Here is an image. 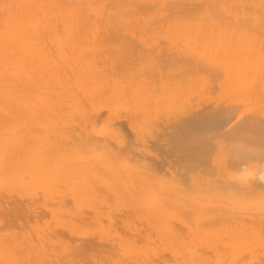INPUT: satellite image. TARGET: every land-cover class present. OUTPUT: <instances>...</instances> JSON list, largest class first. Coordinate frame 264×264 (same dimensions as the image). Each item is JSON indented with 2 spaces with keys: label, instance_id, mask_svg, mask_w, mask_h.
Instances as JSON below:
<instances>
[{
  "label": "bare ground",
  "instance_id": "bare-ground-1",
  "mask_svg": "<svg viewBox=\"0 0 264 264\" xmlns=\"http://www.w3.org/2000/svg\"><path fill=\"white\" fill-rule=\"evenodd\" d=\"M248 31L249 32L251 31L253 33L255 32L254 33L255 39H253L255 41L257 39L256 38L257 34L258 35L259 34L264 35V0H0V123L6 121L11 125L10 131L8 130L9 127H8V129L6 127V129H7L6 131L2 130V129H4V125L6 124V122L4 124L2 123L3 125L2 124L0 125V126H3V128L0 129V189H3L4 190L3 192H5V194L8 195V193H6L5 190H10L11 187L16 189L17 187L19 188V187L25 186L24 188L27 189L29 186V189H30V186H31L32 189H30V190L32 192H33V189H36V190H34V192L36 191L35 195L34 194L32 195V193H30V191H27V190L26 191L29 192V194H31L32 197L33 196L35 197L38 194L37 191H39L35 185L37 184V187H38L39 186L38 184H40L39 187H41L43 189L42 190L40 188L43 191L44 195L46 192H49V191L53 192L51 189L49 191H47V190L51 187L55 188L54 186L57 183L58 179L56 181V178H55V180H54L55 183H53L54 181L53 182L51 181V183L53 184L51 187L46 188V186L48 187L50 180H53L55 175L58 176V173L60 174V172L57 170V168H59V170L62 171L61 168H63V166L65 167L64 164L66 162L65 163L62 162L63 166L61 165L62 167L60 168V166H58V165L62 164L60 162L61 161L60 158H63V157H61V156H60V158L56 157V159H58V161H59V164H56L57 168H55L56 160L54 159V157L51 156L55 162L54 168L57 170V172H56V170L50 166V164L53 162V160L52 161H50V159L47 160L48 158H50V157H48L47 154L44 155L43 153H41L42 154L41 155L40 154L41 151L39 150L40 155L37 153L34 155V153L32 152V148H34L33 149L34 152H37L38 150L36 151V148L38 147L37 149H40L42 146H44L43 142H45L46 140L49 143L52 142L50 137L53 138V136H49V134L51 135L52 130L55 129V128L52 129L51 132L48 133V131H50V130H48L47 128H46L47 130L46 129L43 130L44 127H43V129H41L39 127L40 125H42V124H39L41 122L36 123L34 121H37V120L40 121L41 118H39L40 120L37 119L40 116L42 117V119L47 117L45 119V121L42 120V123L47 121L46 125L49 126L48 122L52 121L53 112H57V111L59 112L60 111V113L65 115L66 117H68V114L71 113V116H70L71 118L69 117L70 120L73 119L72 115L75 118L80 116V118L78 117V119H81L80 120L82 122V123L80 122L81 125L84 124V126L82 128H79L78 131L83 132L86 129H88V125H90L92 127V130H89V131H92L91 133H94V131H96V132L98 131L97 132L98 134L94 133L93 137H95V140H97V139L99 140V141H96V143L94 140V143H92V144H94V146H93L91 143H88L90 140L93 141L92 140V138H93L92 134H91V137H92L91 139L88 138L89 136H87V135H89V134H87L89 131L88 132L86 131L87 132L86 135L84 133V135L87 136L86 138L88 139V141H85L86 138L85 139L83 138L84 135L82 136L81 135L82 133L80 134L77 131L79 134L76 133V135L77 136L79 135V137L81 135V137L84 139V141H85L84 144L86 145L87 150L85 147H83L84 145L82 147L80 146L81 148H79V146L77 144L76 145L78 146V149H76L77 147H75L73 145L74 144V142H73L72 145H73V147H75V154L78 155L83 148H85L84 149L85 151L83 150L84 152L87 151V153H91V151H94L96 156L99 154L96 157L95 154L92 153V154H90L91 155V157H90L86 153L84 155L83 154L84 152L82 151L83 153L81 152L82 155L79 154L80 155L79 157H81V156L83 158L84 157H86V158L90 157L89 161H90L91 166H93V164L91 162H95L94 164L97 166L99 165V167L94 165L95 168L94 167H92V168H94L95 170H96V168H99L98 170L101 173H103V172L105 174L109 173L110 179H112L113 175H114V178L112 179L114 182H111L112 180L111 181L108 180V177H107L108 175H106V177H105L108 181L105 178L98 179V177L101 175V173L98 172V170H97L96 173L97 172L98 173L95 176L94 175V174H96L95 170L91 171V168H85V170H82V171L79 170L78 173L80 174V171L82 173H84L85 171H86V173L91 172L93 175L92 176L90 174L91 177L92 178L94 176L96 177V179H94L93 181H95V180H96V182H97V180L101 181L102 183L101 182H97V183L98 184L101 183L103 185L105 184L103 187L105 188L104 190H106V191H108L109 188H111L110 192L112 191V187H109L110 184H111V186L113 185L114 190H115V186H117V188H118V187H121V185H122L121 188L123 190H125V189H127L126 187L130 186L133 183V181H135V183H138L137 184L138 187L136 186V184H132L133 186L131 185V187H129L130 189H132L134 191L135 195L132 194L133 193L132 190L130 192L129 190L123 191V190H121V188H118L117 190L112 191L113 192L112 196L109 194V196H110L109 199H111L113 202H114V196H115V200L118 199L117 202H118L119 206L117 207L118 204L116 201H115V203H113L114 205H112V206H115V204H117L115 206V209H117V210L119 209V207L122 209L123 205H126L128 207L127 208L125 206L126 207L125 210L126 211L129 210V211L128 212L125 211L126 213H124L123 212L124 209H123L122 213H124V215L125 214L127 215V218L129 219L128 221H130V217L132 218L133 222L130 221L131 223L130 222L129 223L132 225L131 227H133L132 229H134V231H135V223H136V222L134 223V221H136V220H137L136 225L139 226L138 227L139 232H140V229H142L140 227H143V225H144V229H145V227L147 225L148 229L147 228L145 229L147 234L145 233L144 229L141 230L144 232H142L140 234L143 235L145 233L148 239L147 240H146V238L143 239V237H146V236H144L145 234L143 236L141 235L143 241H142V239L138 240L139 238H136V240H138V242L140 241L139 243H141V241L144 242V245H143V243L140 245L145 246L147 244L146 246H148L150 248V245H148V243L150 242L149 239H151L150 237H152V236H150V237H148V236L153 235V233H156L158 230V233H159V234L157 233L158 236L161 234L160 232H163V231L165 232V234L166 233L170 234V236L166 234L167 236L164 235V237H163V235H162L160 237L161 238L167 237L166 239H168V237H169V239L170 238L173 239V240H171V239L167 240L166 242H168V243L170 242L169 244H171V245H169V246L175 247L174 246L175 244L173 243L174 244L173 245L171 243V241L175 242V240H174L176 238L175 235L181 236L182 234H181V232H179V233L174 232V235H173L171 232L172 231L171 226H173V225L171 223H170L171 224L170 225L168 223V221H170V219H171L172 223L175 220L177 222H180V223L175 222L177 225L174 223L176 226H173V227H175V228L176 227L182 228V226L186 225V227H188L192 230L191 226L189 225V224H191V221H190V223L188 221V220H191V218L193 219L192 221H194V223L197 220H198V222H201L202 219L206 218L209 221V225L206 226V224H204L205 225L204 226L201 224V226H203L204 229L200 226L202 228V230H201V228H199V230H198L197 227L199 226L198 225L199 223L197 222L196 223L197 225L195 224V226H197V227H194L193 226L194 223H192L191 225H192V227H194L193 230L194 229L196 230L195 233L197 231L199 232L201 230V233H200L201 236H203V237L208 236V238L210 236L212 238V240L214 239L215 245H217V243L219 246H220V244L222 245L221 248H223V243H224V242H221L222 238L223 239L225 238L224 240H227V241L232 239V238H234L236 241L239 240V244H241V246L238 247V250H240L242 245L245 244L246 247H248V249L247 248L245 249V245H244V247H242L244 249H241V251H240V252H242L244 250L245 251V252L243 251L244 253H246V251L248 252V250L252 251L254 249L253 247H255L254 245H256L257 243L263 245L264 244V124H262V123H264V49H263L264 47L261 50L258 48L257 45H260L261 43L260 44L258 43L257 45L251 44L252 46L250 47V44L248 42H246L247 40L244 42L245 46H242L241 43H233L232 44L234 39H236L238 36L239 37L241 36V38H243V36H245L246 38L250 37V40H251L253 35L251 34V32H250V34H247L246 32H248ZM256 32H258V33L256 34ZM260 35H259V37L258 36L257 37L261 40ZM234 36H235V38L232 40L231 44L226 42L228 37H230L229 39L231 40V37H234ZM247 36H249V37H247ZM262 37H264V36H262ZM215 38H218V39L219 38H223V39L225 38L224 39L225 41L224 40L223 41L227 43V46L224 45L225 43L222 44L223 41L217 42V39L215 40ZM236 40H238V39H236ZM244 40H245V38H244ZM250 40H249V42H250ZM215 41H216V43H215ZM239 41H240V39H239ZM258 41L259 40H257L256 42H258ZM261 41H263V40H261ZM165 42H166V44L168 43L169 45L174 47V49H176V48L177 49L173 52L171 50L172 49L171 48L170 49L171 51L169 50V52H166L163 49L164 47H162L163 43H165ZM228 42H229V40H228ZM247 43L249 46L246 45ZM161 44H162V46H161ZM179 44L182 46H186L185 48L188 47L187 49H189V48L193 49L194 46H196V48L199 47V51H198V49H197V51H195L196 50L195 49L193 51L188 50L187 54H185L183 52L181 53L180 51L182 50V48L180 51H178V49H179L178 46L180 47ZM158 45H160V46H158ZM198 45H200V46H198ZM263 45H264V42H263ZM167 46H165V47L166 48L170 47V46H168V47ZM254 46H257V48L256 47L255 48L259 49V50L253 49ZM135 47H137V48H141V47L143 48L144 47L143 49L146 48V50L148 49L149 51L148 50L146 51L143 49H139V50L135 51ZM154 47H156V48L162 47L161 50H159V48H157L159 52L157 50H155L157 52V55H156V53L153 55L151 54L154 51ZM131 48H133V49H131ZM200 48H202V49H200ZM187 49H185V50H187ZM163 50L165 52H163ZM154 55H156V56H154ZM101 60H102L103 66L100 65V63H99V61L101 62ZM103 60H104V62H103ZM195 61H198V64H201V66H203L204 69L201 68L202 69L201 70L200 66H199V69H197L196 68L197 65L195 66V63H194ZM199 61H200V63H199ZM215 62H218V63L219 62H226L227 64L230 63L229 65L231 66V64H232V67L234 65H236V67L238 66V69L237 68L234 69L235 68V66H234L233 67L234 70H233V69H230L231 68L230 66H229L230 67L229 68L227 66V64L224 63V64H226V67L230 69L229 72H228V70H226L225 72H222L225 75L224 76L225 84L230 85V87L228 86L229 89L227 87H225V88H227L226 92L228 91V94H229V92H231V93L232 92L233 93L234 92L243 93L245 95V98H244L245 100L242 99L243 103H240V104L245 105V107H247L248 110L244 109V107H243L242 108L243 110H239V112H238L237 107H239L240 104L239 105H237L235 103L233 104V102H232L233 99L231 100V98H229V100L232 103L230 101H228L230 103L227 102L224 106H221V103H220V105H219V103H217V105L215 104L214 106L213 105L209 106V104L206 103L205 101H204L205 104H208V106H205V104L202 103L203 101H201V100L204 99L202 97H204V95L206 94V91L208 92V89L210 91H211V89L214 90V88L217 87V86L215 87V85L213 84V80H212L213 76L212 77L210 76L211 74H209L210 73L209 69L207 72V69H206L207 67H204V64L206 66V65H208V63H210V65L212 64L213 66H215V64H213ZM220 64H223V63H219L218 65L220 66ZM222 66H224V65H222ZM210 68H211V66H210ZM222 69H223V67H222ZM219 71H220V69H219ZM227 72H228V74H227ZM212 73H214V72H212ZM219 75L220 74H218V76ZM210 77H211V79H210ZM208 80H209V82L207 83ZM211 81H212V83H211ZM205 83H206V90H205V88H203ZM210 84L214 85V87L211 86ZM221 84L219 83L218 86L220 87ZM207 85H210V86H207ZM207 87H210V88H207ZM220 91L222 93V90H220ZM211 92H210V95H213ZM208 95L209 94H207L206 96L211 100L212 96L209 97L210 95L209 96ZM219 95H221V94L219 93ZM219 95H217V96H219ZM224 95L227 96L226 93ZM213 96H215V95H213ZM208 98H207V100H208ZM213 98H215V97H213ZM236 99H238V98H236ZM240 99L241 98H239V100ZM213 101H215V100H213ZM222 101H224V100L222 99ZM197 102H198L199 107H197V105L194 106L195 104H197ZM200 102H201V104H200ZM208 102H209V100H208ZM239 102H241V101H239ZM192 104L195 107V109H194V107L192 108ZM202 104L204 107L200 106ZM89 107H91L90 109H91L92 113L88 114V111H90V110L87 111V109H89ZM186 107H189V109H186L187 111L188 110L190 111L191 110L190 108H192V110L190 112H188L187 114H186L187 111L184 110ZM120 110L124 111L126 114H124ZM181 110L183 113L186 114L185 115L182 113L184 115L183 116L184 120H182V121L183 122L189 121V125H190V121L192 123L195 119H198L196 121L214 120L216 122L215 124H219V126L221 128L220 129V135L218 134V137H220V136L223 137V136H227V135L234 137L235 135H237V133L235 132L236 130L234 131V129L241 127L240 130L242 133L239 131L241 133L239 136V139L236 138V139H238V142H239L238 145L241 148V151H239L238 153L241 155H238L237 152L235 154L231 155L232 154L231 150L233 149L234 145L231 144L229 141H232L233 139L235 140V138L231 137V139H230V137H229L230 140L229 139L227 140V138H225V137L223 139L220 137L222 140H225V141L227 140L225 143L220 142L223 144L222 145L219 143V141H221V139L219 140L217 138V136L216 137L213 136V137L217 138L218 141L215 140V138L210 139L207 136L211 141V142L208 141V144L213 143L215 145V141H217L216 142L217 144L215 145V147L218 146L217 149H220V151L217 152L218 155L222 154L220 152L226 153L228 151V149L230 150V147H232V149L230 151H228V155H231L233 157L230 159V156H229V161L227 159H224L225 162H222V163H224L223 168H221L222 167L221 161H223V158L220 156V158L222 160L218 161L219 160L218 155H217L218 158H215L214 156H212L213 159L215 158V161L218 159L217 161L220 162V166H219V163L218 162L217 163H218L219 168H221V170L218 169V167L213 168L212 166H217V165H211L210 162L209 163H210V166L212 168H210V166H208V168L210 169L209 171L207 169V166H206V168H204L205 170L207 169L206 171L204 169L200 170V167L196 165L197 162H195V160H197V159H195L194 160L195 166H193V167H196V166H197V168L199 167L200 171L198 170L199 171L198 172L197 168L194 169L193 167H191L192 162L189 164L190 158H187V159H189V161L187 160L188 163L187 162L186 163H187V165L188 164L189 165L186 167L188 168L190 166L191 168L194 169V171L193 170H191V171L186 170V172H183V171H179L176 169L173 171L171 166L168 165L170 167V169L168 167V173H170V174L166 175L169 177L172 174L171 179H176L177 176L179 175V172H180V174L183 172V174H181L182 176H187V175H189L190 172H193V174L195 172L198 173V174L195 173V175L191 174L190 176L186 177L187 179L190 177L189 182H187V185L184 184L183 181L181 182L180 180H177V181H180L177 184L176 180H175L174 183L177 184V186H176L175 184L172 183L173 180H172V182L170 180L168 183L163 182V184H161V185H164L165 192L163 191L164 187H162L160 185H159V187L157 186L158 188L154 187L155 190H152L153 187H150V186H152V185L156 186V185H158L157 183H159L160 181H163V180L166 181L165 179L169 180L170 177L166 178L165 174H164L166 172L163 171V168H162V172H163L162 173L161 171H159L160 168L159 169L156 168L157 166L155 167V165L151 161L149 162V163H151V166H149L150 164L144 162L145 160H143L142 156H144L145 157L144 159H146V155L148 157L149 155H153V154H151V153L145 154L144 153L145 147L147 146L150 148V146H149V143L147 140V136H144V134L141 132H143V129L145 127L151 126L150 128L152 129L151 130L152 132L148 131L150 128H146L145 129L146 135H149V134L151 135L154 132L155 134H153V136L155 135V139H156L157 133H159L160 135L162 133L161 136L162 137L164 136L163 139H164V141L166 140L165 143L163 140H162L163 143H162V141L160 143L157 142L160 139V135H158L159 138L156 141L152 135H151V137L149 136V141L151 142V144L156 143L155 145H157V143L160 145L162 144L163 148L165 147L166 149H168L166 144L169 145V148L174 146L173 144L170 146L171 143L167 142V140L170 139L168 141H172L174 138L176 139L175 135H178V137H179L180 136L179 134H181L183 137L182 139L186 138L187 136L193 137L194 135H192V132H191V135H185L184 134L186 132L185 129H187V127H185V129H184V125L182 126L183 123H180L181 118L179 119V117H177V115L182 117ZM117 111H118V113L122 112L123 116L120 113L118 114ZM184 111H186V112H184ZM51 112H52V114H51ZM64 112L65 113L67 112L68 114L67 113L65 114ZM178 112L181 115H179ZM61 114H59V116L62 117ZM75 115H78V116L76 117ZM124 115H126V117H124ZM56 116H57V114H56ZM26 117H28V122H27V120L25 121ZM35 117H37L36 120H33ZM49 117H51V119ZM121 117H124L123 118L124 120H122ZM21 118H22V120H21L22 122L19 120ZM30 118H31V120H30ZM58 118H57V121L58 120L60 121L61 119L60 118L58 119ZM13 119L16 120V121H13V123L16 122V123H14L15 125L11 124ZM48 119H50V120L48 121ZM9 120H11V122ZM17 120L20 121L18 124H17ZM29 120H30V122H29ZM64 120H66V118ZM76 120L77 119H75V122H76ZM23 121H24V123L26 122L29 127L33 126L34 123H35L34 125L39 124L37 127H39L41 129V131L40 130L38 131L37 127H35V126L33 127L34 129L33 128L30 129L27 126L30 129V131L27 130L28 128L26 127V125L23 124ZM72 121H74V120H72ZM54 122H56V121H54ZM77 122H78V120H77ZM98 122L101 123V125H99V126H101L100 129H98V127H97ZM205 122H207V121H205ZM31 123H33V124L30 126L29 124H31ZM186 123L188 124V122H186ZM194 123H195V121L192 123V125H190V126H192V128H194L196 124L200 125L202 122L201 123L198 122L196 124H194ZM208 123H209V121H208ZM9 124H8V126H9ZM60 124H61V121H60ZM72 124H74V122ZM78 124H79V122H78ZM179 124H181L180 129H181V127H183V130H185V132L179 133L180 132ZM193 124H194V127H193ZM203 124L204 123H202V125ZM205 124H207V123H205ZM81 125H80V127H81ZM113 125H114V127H113ZM254 125H258V127L256 126L257 127L256 128ZM5 126H7V125H5ZM16 126L19 127V129L25 130V131L21 132L19 129H17L18 131H20V133H19L17 130H15L16 128L11 129V127L13 128ZM57 126H58V124H57ZM57 126H56V128H57ZM61 126H63V125H61ZM67 126H69V125H67ZM78 126L77 127L75 126V127L78 129ZM122 126H127L128 129H126L127 127L124 128ZM84 127H86L85 130H84ZM202 127H204V126H202ZM202 127H200V128L202 129ZM209 127H210V125H209ZM252 127H254V128H252ZM122 128H124V129H122ZM197 128H198V126H196V130H197ZM215 128H217V130L216 129L215 130H216V132H218L219 127H215ZM250 128L254 131L253 133H255V130H256V131H259L263 135L248 133V132H251ZM89 129H91V128L89 127ZM203 129L205 131V128H203ZM71 130H73V129H71ZM123 130H125V131H123ZM126 130L130 131L129 135L132 134L136 138V141L133 139L135 141V143L132 140L129 143H133V144H128V139H127L128 137L126 136L127 134L124 135ZM190 130H191V128H190ZM206 130H209V129L207 128ZM211 130L213 131L212 128H211ZM15 131H17L18 133ZM191 131H194V130H191ZM197 131L199 132V130H197ZM204 131H203V133H204ZM57 132L59 133L58 130H57ZM147 132H149V133H147ZM189 132H188V134H190ZM194 132H196V131H194ZM210 132H209V134L212 133V132L211 133ZM58 133H56V134H58ZM200 133H202V132H200ZM200 133H198V134H200ZM234 133H236V134H234ZM62 134H65V133L63 132ZM193 134H195V133H193ZM198 134H196L195 136H198ZM66 135L68 136V134H66ZM66 135H64V136H66ZM212 135H214V134H212ZM60 136H62V135H60ZM125 136L127 137V138H125L127 141L124 139ZM171 136H173L172 140H171V138H172ZM112 137H114V138H112ZM205 137H204V141H205ZM235 137H237V136H235ZM55 138H54V140H55ZM58 138H60V137H58ZM80 138H79V141H80ZM115 138L117 139V141L121 140L122 143L119 141V143H120L119 144L117 141H115L116 140ZM65 139H67V138H65ZM76 139H78V138H76ZM83 139H82V141H83ZM110 139L114 140V142L112 141L111 144H113V143L115 144V142H117L116 146H117V144H119L117 146V149H115L116 148L115 145H114L115 148L114 147L110 148V144H109L111 142ZM102 140H104V141H102ZM187 140H189V139H187ZM213 140H215V141H213ZM199 141H192V142L195 144L196 142L199 143ZM97 142H99V144H100V145L98 144L99 147L97 146ZM124 142L127 144H125ZM174 142H177V141H174ZM238 142H236V144ZM204 143L206 144V142H204ZM204 143H201V144L199 143V144L202 145ZM34 144H36V147L31 146ZM82 144L83 143H81V145ZM180 144L178 147H180ZM182 144H183V142H182ZM190 144L192 145V143H190ZM190 144H189V146H190ZM208 144H206V146H208V148H206L204 146V148H206V150H207V151H205L207 154H208V152H212L210 150H213L211 145L209 146ZM225 144H227V145L225 146ZM160 145H157V147ZM63 146L69 147V148L71 147V146H68L67 144L66 145L64 144ZM152 146H154V144H152ZM175 146H174V149H175ZM185 146H186V144H185ZM197 146H198V144H197ZM221 146H223L225 148L228 147L227 151H225V148L222 151ZM93 147L96 148V150ZM187 147H188V145H187ZM209 147H211V148H209ZM215 147H214V149H216ZM55 148H57V147H55ZM100 148H101V150H100ZM149 148H147V149L149 150ZM154 148H155V146L153 147V149ZM159 148H160V150L163 149L162 147H159ZM186 148H185V150H183V149L182 150L186 151ZM200 148L203 149V146H201ZM47 149H48V147H47ZM47 149H45V150H47ZM53 149H54V147H53ZM60 149L61 148L59 147V151H60ZM63 149H64V147L61 149V152L64 151ZM97 149H98V151H97ZM166 149H165V151H166ZM196 149L197 148L195 147V150ZM51 150H52V147H51ZM76 150L78 152L79 151L80 152L77 153ZM155 150L156 149H154V150L150 149L149 151L153 152ZM172 150H173V147H172ZM175 150H177V149H175ZM182 150H181V152H183ZM189 150H190V148H189ZM235 150L237 151V149H235ZM49 151H50V149H49ZM59 151H57V152L60 155H63V152L61 154ZM67 151H65V152H67ZM88 151H90V152H88ZM178 151L180 152V150H178ZM202 151H200L198 155H200V153H201V155H202L201 157H205L206 154H204L205 152L202 153ZM216 151L217 150L213 151V153H215ZM42 152H43V150H42ZM55 152H56V150H55ZM130 152L137 153L138 154L137 156L140 155V159L142 158V160L138 161V159H137L138 157L137 156L135 157V154H132V156L134 155V159H136V160H134L132 157H128L131 155V154H129ZM169 152H171V151H168L167 153H169ZM189 152H188V154H189ZM229 152H230V154H229ZM146 153H148V152H146ZM51 154H52V152H51ZM71 154H73V153H71ZM100 154H102V155H100ZM143 154H145V155H143ZM165 154H166V152H165ZM36 155H39V156L37 157ZM208 155H209V157H206V158H211L210 153ZM208 155H206V156H208ZM212 155H214V154H212ZM223 155H226V156H224V158H228L227 154L223 153L222 156ZM35 156L37 157L36 159H35ZM45 156L48 158H46ZM65 156H67V155H65ZM99 156H100V158H99ZM102 156H103V158H102ZM155 156H157V153H155ZM177 156H178V154H177ZM58 157H59V155H58ZM67 157H69V156H67ZM93 157H95V158H93ZM162 157H164V156H162ZM166 157H168V156H166ZM191 157L196 158L195 155H192ZM201 157H199V158H201ZM41 158L43 159V161L41 160ZM81 158H79V159H81ZM97 158L100 159V160H98L99 162L96 161ZM157 158H159V157H157ZM160 158L158 159V161H160ZM169 158H171V157H169ZM192 158H191V161H192ZM91 159H94V160L91 161ZM213 159L211 158V160H213ZM40 160L42 162H44V164L45 163L48 164V162H50V164L49 165H46V164L44 165L43 163L40 164L41 163V162L39 163ZM64 160H65V157H64ZM151 160L154 161L153 158ZM201 160H200V162H201ZM58 161H57V163H58ZM85 161H87V160H85ZM155 161H157V160H155ZM162 161H163V159H162ZM162 161H160V162L162 163ZM166 161H164V162H166ZM174 161H175V159H174ZM174 161H172V163H174ZM209 161H210V159H209ZM215 161H212L213 164ZM202 162H204V161H202ZM79 163H77V164H79ZM166 163L168 164L169 161H167ZM172 163H169V164H172ZM80 164H82V163H80ZM80 164L78 166H82ZM215 164H216V162H215ZM152 165H154L155 168L152 167ZM178 165L173 164V167H176ZM69 166H71V165H69ZM78 166L77 165L75 167L72 166V167H70L71 168L70 170L77 173L78 168H79ZM164 166L166 167V165H164ZM76 167H78L77 170H76ZM184 167H185V165L182 166V168H184ZM51 168H53V170H51ZM72 168H74V169H72ZM215 168L218 171L220 170L218 174L216 172V175L213 174V173H215V170H216ZM64 169H65V171L63 170L64 172H66L68 170L67 167ZM83 169H84V167H83ZM178 169H180V168H178ZM185 169H182V170H185ZM189 169L190 168H188V170ZM222 169H223V172H221ZM51 171H54V173L53 172L49 173ZM201 171L203 172V176H204L205 172H207L206 174H208V172H210V173L212 172L211 173L212 175L210 173L208 174L211 177L210 176L207 177L208 175L206 176V178H208V179H206L208 183L207 182L206 183H207V185H209V187H207L208 188L207 194H206V192L204 193V190L206 189L207 185L205 184L204 190L201 189V186H200V185H203L205 183V182H203L201 175H200V178H198L199 173L202 174ZM55 172L57 174H55ZM125 172L128 174H126ZM141 172H142V174H144L146 176V177L144 176L145 178L143 176L141 177V175H142ZM147 172L149 173L148 175H150L152 173L150 176L152 178L154 177L153 179H151V177L149 176V178H150L149 180H151L150 182L149 181L147 182V180H146V179H148V175H146ZM160 172L162 174H160ZM61 173H63V172H61ZM121 173L125 174L124 175L125 178L122 177L123 174H122V176L120 175ZM136 173H137V175H136ZM185 173H187V174H185ZM43 174H44V176H43ZM52 174L54 176H52ZM81 174L79 176H81V179L86 184H84L82 181V184H80V185H82L83 188L87 186L86 190L88 188L90 190L91 187L93 188V185H92L93 183L91 182L92 180H89L91 178H88L90 176L88 175L86 178L83 177V178H85V180H84L82 178V176H86V175H83V174L81 175ZM39 175L43 176V179ZM45 175H46V177H45ZM111 175H112V177H111ZM59 176L62 177L61 174ZM59 176H58V178H59ZM137 176H138V179L136 178ZM36 177H38V178L41 177V178L39 180L38 178L36 179ZM49 177L50 178L53 177V179H50ZM132 177H134V178H132ZM46 178L49 182L46 180ZM87 178H88V180H87ZM130 178L132 180L135 178L136 179L132 181V180H130ZM157 178H159V179L164 178V179L157 181ZM182 178H184V177H182ZM182 178H180V179L183 180ZM117 179H119V180H117ZM197 179H200V180H197ZM34 180H39V182L38 183L34 182L36 184L32 186V184H34V183H32ZM43 180L45 182H43ZM116 180L119 181V183H121V184H119V186H118V182H116L117 184H115ZM123 180H125V181H123ZM136 180H138V181L141 180V181L136 182ZM145 180L147 182L146 183L147 185L145 184ZM152 180L157 181V183L153 182ZM70 181H73V180L69 179V182L66 181V182H68V186H70L69 185ZM86 181L88 182V184H89V182H91L89 184V186H88ZM109 181H110V183H108L109 186L107 189V185H108L107 182H109ZM126 181L128 183L130 182L131 184L127 183V186H125ZM197 181H200L203 183L199 184L200 182H197ZM73 182H75V181H73ZM77 182L80 183L81 181L77 180ZM41 183L42 184L46 183L45 184L46 186L44 185L42 187ZM97 183L94 184V186H99ZM113 183L115 184V186ZM122 183L124 184L125 187L123 186ZM141 183L143 185L145 184V186L149 185V187L145 188V187H143V185ZM170 183L173 184L172 186L175 185L177 191L175 190V187H172L170 185ZM179 183H180L181 187L179 186ZM101 184H100V186L102 188ZM165 184L170 185L171 186V187L169 186L170 189L169 188L166 189L167 185L165 186ZM198 184L200 187H198ZM75 185L78 186V184H75ZM75 185H74V187H77ZM80 185L78 186V189H79V187L81 188ZM140 185H142L141 188H139ZM135 186L138 189L134 188ZM18 188H17V191H18ZM24 188L21 190V192H17V194L18 193L23 194L22 191L25 190ZM71 188L72 187H70V189ZM83 188H81L82 191H86V190H83ZM171 188H173L174 191ZM95 189H96V187H95ZM95 189L93 188V190L91 189L90 191L91 192L93 191V193L97 194L99 197L97 195L91 194V192H89L88 190L87 191L90 194H86V193L85 194L87 196L89 195L90 198L93 196H97L98 198L95 197L94 199H96V203L99 202L97 200L100 199V202L98 204H100V203L101 204L100 205L95 204L96 206H98L95 208L94 206H92L93 204L89 205V203H88L90 201V199H89V201L87 202L89 205V209H91V207L93 209V207H94V209L97 210V208H99L100 206H106L107 205L106 207H108L109 205L112 204V201H111V204H109L110 202H108L109 200H107L106 198L105 199L107 201L104 203L105 199L102 196L100 197V194H99L102 192L101 189L99 187H98V189H100V191L98 189L97 190H95ZM135 189H137V190H135ZM141 189H143L145 192H143V190H141ZM156 189H157V191L159 189L158 194L156 192ZM102 190H103V188H102ZM118 190L119 191L121 190V192H119L120 194H118V192H116ZM160 190H162V191H160ZM12 191H13V189H12ZM12 191L11 192L7 191V192L12 193ZM15 191H13V192H15ZM19 191H20V189H19ZM26 191H25V193H27ZM42 191H40V192L42 193ZM76 191H77V189H76ZM79 191H81V190L79 189ZM95 191H97V192L99 191V192L97 193ZM136 191H137V193H136ZM138 191L143 193L142 198L141 197L138 198L141 194ZM179 191L183 194L180 193V195H179ZM55 192H56V190H55ZM67 192L68 193L70 192V194L72 193L70 190ZM103 192H105V191H103ZM201 192H203L204 194L201 195L200 194ZM56 193H59V192H56ZM74 193L75 192H73V194H72L73 196L70 195L68 197L69 198L71 197L75 200L77 199L79 202L76 203V201H77L76 200L74 204H77L75 206H78L81 198L78 199L77 197H79V196L78 195L76 196V193L74 196ZM108 193H109V191H108ZM108 193L107 192L105 193L107 198H108V196H107ZM114 193L115 194L117 193L116 194L117 197H116V195H114ZM0 194H2V190H1ZM14 194L12 193V195H14ZM59 194H61V192ZM59 194H57V195H59ZM78 194L81 195L82 200H83L84 196H82L83 195L82 192H79ZM102 194L104 196V193H102ZM127 194H130V195H127ZM86 195H85V197H86L85 200L87 201ZM123 195L126 198H127V196L129 198L126 199L125 197H123ZM144 195L146 196L145 197L146 199L144 198ZM37 196H39V194ZM53 196H54V194H53ZM53 196L51 195L50 198L56 197V196L55 197H53ZM11 197H12L13 201H11L12 199L7 200V201H5L6 199L4 200V202L6 204L5 205L6 209L7 208L9 209V214L13 215V217H15V218H18L20 213L25 214L26 211H28L27 213H29V215H33L32 217H34V215H35L36 218H33V219H38L39 216H36V215H38V212L36 214V212H35L36 210L33 211L34 209H31L32 207H30V205L33 202L31 204H29V201L32 198L29 201L25 202V205L28 202L27 205L29 204V209L32 210V211H30L27 207H25V205H23L24 201L21 203L20 197H16V198H19V202H17L18 201L17 199H16V201H14L15 198H13V196H11ZM11 197H9V199ZM29 197H30V195L28 196V198ZM44 197L45 198L43 201L46 202V199H47L46 197H48V195L44 196ZM112 197H113V199H112ZM182 197H183L184 201H183V203L181 202V204H180ZM0 198H3V197L0 196ZM38 198L40 199V196ZM130 198L131 199L133 198L132 199L133 201L129 200ZM179 198H180V200H179ZM192 198H193V202L192 201H190V202H192L193 205L190 202H188V200H191ZM23 199H26V198H23ZM26 200H28V199H26ZM57 200H58V198H57ZM57 200H55V201H57ZM82 200H81V203H83ZM92 200H93V198H92ZM138 200H140V201H138ZM10 201L12 202V204L10 203L11 205L9 204ZM43 201H40V202H43ZM59 201L61 203V200H59ZM101 201H103V202H101ZM120 201H122L121 203H124V204H122V206L120 205L121 203H119ZM142 201H143V203L145 201L148 203L142 204ZM0 202H2V204L4 203L2 201V199L0 200ZM35 202L38 204V200L34 201V203ZM51 202H53V201L51 200ZM140 202H141L142 206H141V204L140 205L137 204ZM17 203L18 204L20 203V206H18ZM13 204H14V206H13ZM21 204H22V206H21ZM131 204L132 205L134 204L133 206L138 205V208L140 206L141 210L144 207L146 209H147V207H149L150 210H149V208L147 210L144 208L142 210L143 211V213H142L143 215H142L141 210L139 208L138 212L140 211V214H141L140 215V214H137V212L135 213V211H137V210L133 206H129ZM145 204L147 205V207ZM0 205H1V203H0ZM15 205H17V207ZM39 205L40 204H38V207H39ZM73 206L74 205H72V208H73ZM112 206L110 209L107 208V211H110V210L112 211V209H114V208H112ZM49 207H50V205H49ZM49 207L47 206V208H49ZM80 207L82 208V206H80ZM33 208H35V207H33ZM61 208H62V206H61ZM81 208H77V209L81 210ZM56 209L58 210L57 207H56ZM86 209H88V207ZM86 209H84V212ZM99 209L101 211L100 213H102L103 211L101 210V207ZM102 209H104V207H102ZM121 209H119V211ZM39 210H41V209H39ZM53 210L49 209L48 211H50L52 213ZM144 210H146V212H147V213L145 212L146 214L144 213ZM153 210L155 213L153 212ZM58 211H56V213ZM65 211H66V207H65ZM88 211H90V210H88ZM105 211H106V209H105ZM33 212H35V213H33ZM50 212H48V213L50 214ZM68 212H69V210H67L66 216H67ZM95 212H97V211H95ZM113 212H112V214H113ZM129 212H131V213L133 212L135 215H132V216H134V217L130 216L131 213H129ZM151 212H152V214H154L153 216H151L152 217L151 221L152 220L154 221V219L156 218L155 219L156 221H157V219H158V221L160 219V222H162L163 224L157 223L158 221L157 222L156 221H154V222L148 221V219L150 218ZM93 213H94V211H93ZM93 213L88 212V214H93ZM100 213H98V215ZM105 213H107V215ZM105 213H104L105 216L102 215L103 213L100 214L99 217L97 216V213L95 215L94 214L93 215H94V217L97 218V220L99 218H105V217H106L105 219L112 220V218L110 217L111 212H110V215H109V212H105ZM115 213H116V210H115ZM119 213H121V211ZM188 213H190V215H189L190 219L186 218L188 216ZM6 214H8V213L6 212ZM49 214H47V215L49 216ZM71 214H73V211ZM75 214L78 216H81V214L79 215L77 212ZM25 215L28 216L26 218H29L28 214H25ZM44 215H45V213H44ZM76 215H75V218H76ZM114 215L116 216V214H114ZM114 215H111V216L114 217ZM119 215L120 214H118V216ZM126 215L124 216L125 220H124V218L120 219L122 215L119 216L120 218L119 217L117 218V223H118L117 226H115L116 221H114V223H112L113 221H111V224H114V226L111 229H113V228L115 229L116 227L121 226V225H119V222H118L120 220L122 222H124L123 224L127 223L128 221L126 220L127 219ZM144 215L147 217H145ZM177 215H179V216L177 217ZM183 215H185V216L187 215V216L185 217ZM191 215L193 217H191ZM50 216H52V214H50ZM56 216H58V215L56 214ZM140 216H143L142 218H144V217L145 218L141 219ZM173 216H175V217L173 218ZM81 217H84V216H81ZM179 217H185V218H179ZM26 218H23V217H21V219H20V217L18 218V219H20L19 220L20 221V225H19L20 227L23 226L25 223H28V222L24 221V220H26ZM39 218H41V217H39ZM85 218H87V217L85 216L84 219ZM96 218H93L94 222H95ZM115 218H114V220H115ZM134 218H136V220ZM165 218H167L168 220ZM13 219H11V220H13ZM45 219H47V218L45 217ZM87 219H86V222H87ZM105 219H104V221H107ZM138 219H141V222H143V221L145 222V220H147L146 221L147 224L145 225V223L143 222L144 224L142 223V226H140L141 224L140 225L138 224V222H139ZM164 219L167 220V223L170 226L163 222ZM14 220H13V222L16 221V220L15 221ZM40 220H34V224L36 221L39 222ZM51 220H52V218L48 219L49 222ZM90 220H92V218ZM93 220H92V222H93ZM100 220L102 221V219H100ZM41 221H43V220H41ZM44 221H46V220H44ZM52 221H51V223H52ZM59 221H60V219H59ZM68 221L70 222L69 217H68ZM75 221H76V219L73 221L74 222L73 225L76 224ZM101 221H99L98 223L100 224ZM53 222L55 223L56 226H59L58 227L59 229H61V230H59L60 234H58L60 238L61 237L65 238V237H69L72 235L71 233L68 232L69 230L73 231L72 230L73 228L71 229V227H70L71 225L69 226V222H68V225H67V223L65 224V222H62L64 224H61V222H60V224H56V222H57L56 217H55V221H53ZM155 222L157 223V230L154 231L153 229L156 227H151V226H153V223H155ZM6 223H9L7 221V219H6ZM6 223H4L5 224L4 226H6ZM51 223H50V226H51ZM84 223H85V220H84ZM96 223H97V221L95 222V224ZM102 223H103V221H102ZM129 223L126 224L127 227H126V225H124V226L126 227V229L129 228L130 231H129V229H128V231L131 232L132 229H131ZM9 224L11 225L12 221ZM31 224L33 225V223H31ZM37 224H40V222ZM46 224H47L46 222H45V224L43 223L42 225H44V226H41V228L44 227V229H46V227H45ZM71 224H72V221H71ZM99 224H97L96 227H98ZM123 224H122V226H123ZM150 224H151V226L149 227ZM159 224H161V226L164 230L160 229L161 227H159ZM178 224H181V225L178 226ZM182 224H185V225H182ZM40 225H39V227H40ZM55 225L52 224L53 227H56ZM62 225H64V226L67 225V226H69L70 229L67 230L66 229L67 226H66L65 229L62 230L63 229ZM91 225L93 226V223ZM91 225L87 224V226H91ZM163 225H166V227L165 226L163 227ZM29 226L31 227L30 224H29ZM50 226H48V227L51 228ZM60 226H61V228H60ZM101 226H99L98 230L100 229ZM105 226L103 224L102 227H105ZM0 227L3 228V226H1V225H0ZM7 227L10 228L11 226H7ZM39 227H38V229H39ZM53 227L51 230L57 229V227L55 229H53ZM73 227L75 229L76 226H73ZM85 227H86V225H85ZM102 227L100 229L101 231H99V232H100V235H102L103 237L105 236L103 240H107V241L110 240L111 241L112 236L110 238H108L109 236L106 237L107 236L106 234L108 231H109V233L112 232V230L109 228L110 226L107 224V227L111 231L108 230V228H106L108 231L106 229H104L105 231H103V232H106V233H104L105 235H103ZM123 227H121L122 228L121 232H123V230H124ZM169 227H170V230H169ZM206 227H207V229H206ZM28 228L29 227L27 225V229ZM34 228H36V227L34 226ZM94 228H95V226H94ZM118 228H120V227H118ZM14 229H12V231H11L13 234H14V232L17 231L16 230L13 232ZM17 229H18V227H17ZM33 229H30V230H33ZM36 229H34V230H36ZM44 229H41V231H39V233L36 232L37 233V234L35 233L36 236L39 235L38 237L40 238V234H41V236L42 235L44 236V233H45L44 237L47 238L46 234H47V236L51 235V234L49 235L48 233L44 232L45 231ZM78 229H79V227H78ZM116 229L114 230L115 231L114 234L117 235L116 233L118 232V233H120L119 236H121V232H119V230L116 231ZM176 229H178V228H176ZM185 229H187V228H184V231H191L190 229H188V230H185ZM30 230H27V231L30 232ZM34 230L32 231V233L30 232V234L32 235V238L34 235ZM57 230H55L54 232L52 231L53 234H55ZM65 230H67V233H65L66 232ZM76 230H77V228H76ZM98 230H97V232H98ZM147 230H150L152 233L148 234ZM177 231H179V230H177ZM180 231H183V229H181ZM50 232L51 231L49 230V233ZM61 232L67 234V236H65V234H62ZM75 232H73V235H72L73 238H75L77 236V234H75ZM78 232H76V233H78ZM87 232H89L88 229H87ZM87 232H84V233H87ZM94 232L96 234V231H94ZM191 232H194V231H191ZM20 233H22V232L20 231ZM27 233H25V234H27ZM131 233H133V231ZM135 233L136 232H134V234H128V235H132V236L134 235L135 236ZM183 233H185V234H184V237L181 236L182 240L185 238L184 240L187 239L188 240L187 243H190V244H191V242L194 243L193 239L195 237H198L195 239H198V241L197 240L196 241L197 242L200 241V243H202L201 244L202 246H203L204 242H205L204 245H206V243L209 239L211 241V238L208 239L207 237H205V239H202L203 237H200V235L197 236V233L196 234L194 233L193 237L188 235L189 232H183ZM1 234L2 233H0V235ZM16 234H15V236H16ZM18 234H19V231H18ZM30 234H29V236H30ZM138 234L139 233L137 232L136 235H138ZM162 234H164V233H162ZM6 235L8 236V234H5V237H7ZM79 235H78V237H79ZM82 235L85 236V234H81L80 236H82ZM88 235L89 234L87 233L86 236H88ZM111 235H113V234H111ZM115 235H113V236H115ZM154 235H153V237L155 239L152 238L151 240L153 241V239H154L155 242L156 241L158 242V239H157L158 236L155 237ZM185 235H188L189 238H186ZM9 236H11V235H9ZM141 236L138 235L136 237H141ZM172 236H173V238H172ZM0 237L3 238L4 234H3V236L1 235ZM12 237H14V236H12ZM22 237H23L22 238V240H23L24 236H22ZM53 237H55V235L52 236V239L54 242ZM59 237H58V239H59ZM129 237L131 238V236H129ZM181 237H180V241H181ZM199 237L202 240H200ZM2 238H1L2 241L0 243V264H49V262H51V261L55 262L56 259H58L57 261L65 262L62 264H67V263H69L70 260L75 259L78 256L77 255L76 257H74L76 254L72 253L71 256L74 255L73 256L74 258L70 257L69 260L67 259L68 262L64 261V259H63V258H65V260H66V258L69 257L66 255V252L70 251V249H71V252H74V253H76V251H77V249L73 250V249H75V247H73L74 242L72 241L73 240L72 238H68L69 239L68 242H71V243L73 242V243L72 244L68 243L67 246L70 244V246L73 245V246H71L73 248H71L69 246L66 247L65 244H63L61 246V244L58 245L59 242L58 243L55 242L58 247L59 246H61L63 248L66 247L65 249L67 251L64 249L66 251L65 252L61 248L62 249L61 253L64 252L65 254L63 253L64 254L63 256L66 255L67 257L66 256L61 257L60 255L58 256L61 259H63L62 261L60 258H58V257L56 258V255L54 257L55 260H53L54 258L52 259V255L50 256L51 257L50 258L43 251V249H48V248L50 249L51 248L50 246L53 244L51 241L52 239H49L52 243L51 244L50 242H48V239L44 238L45 240H47L46 243L48 244V245L45 244L46 248H44V244H42L44 241L42 237H41V239L43 241H41V242H39L40 239L38 240L36 238V241L38 240L36 242V241H33L34 238L33 239L30 238V239H32L31 242H35L32 244H35V245L31 246L30 239H29L30 247L29 246L24 247L22 245L23 241L21 240V237H20V240H21L20 245H22L23 247L18 245L16 242L13 241L14 244L18 245L17 247L15 246L16 247V250H15L14 246H12V247H11V245L7 246L10 243H8V244L3 243V240H5V239L4 238L2 239ZM14 238H16V237H14ZM25 238H27V236ZM48 238H51V237H48ZM62 238L60 239V241L66 240V238L64 240H62ZM114 238L116 239L117 237H112V240ZM130 238L128 240V241H130V243L128 241H126V239H124L126 242H128V245L133 244L131 246V248H128L127 252L133 251V252H131V254L135 256V255H137L135 253V250H136L135 247H137V246H134V244L136 242H135V240H133L134 238L132 239L133 241L130 240ZM177 238H179V237L177 236ZM177 238H176V242H178V240H179V239L177 240ZM215 238L217 240V243H216ZM218 238L219 239L221 238V240L219 241L220 243L218 242ZM17 239H18V236H17ZM17 239H16V241H18ZM56 239H57V237L55 238V240ZM76 239H78V238L76 237ZM87 239H88V241H83L84 244L82 243L83 244L82 246L80 245V243L82 242V239L80 240V238H79V242H78L81 247L84 246V249H86V245H88V242L92 241V243L89 242L90 243L88 246L89 248L87 247L88 253H86V254H93L92 251L89 253L90 245H91L92 250L93 249L95 250V248H93V247H97L95 250V253H96L99 249L98 248L99 246H102V247H100V249L103 248L105 250L106 245L104 246V244L108 245L110 243V241H108L109 243L108 242L105 243V241H103L104 243H102V237H101L100 243H98L99 242L98 238H97L98 242L96 240H93V239H91V240L89 238H87ZM8 240H10V239L7 237V240H5V242ZM26 240H28V239H26ZM124 240L122 239L120 241V238H119V242L123 241L122 246H125V248H126V246H128V245H123L126 243V242L124 243ZM203 240H204V242H201ZM24 241H25V239H24ZM75 241H77V240H75ZM131 241H132V243H131ZM147 241H148V243H145ZM161 241H162V243H161ZM161 241H159L160 247L162 244L164 245L163 241H165V240H161ZM189 241H191V242H189ZM252 241H255L256 243H254V245L253 244L250 245V242H252ZM9 242H11V241H9ZM94 242H96V243H94ZM112 242H114V241H112ZM112 242H111V244H112ZM155 242H153L152 244L155 246L156 245L158 246L159 244L158 243L155 244ZM214 242L213 241L211 242V246L213 245ZM247 242H249L248 245H247ZM18 243H19V241H18ZM55 243L53 244L52 248L56 247ZM78 243L76 242L77 246H78ZM85 243H86V245H85ZM115 243L118 244V240L115 241ZM168 243L165 245L168 246ZM229 243L230 242H227V244L225 243L226 244L225 247L226 246L228 247ZM234 243L231 245L229 244V247L231 246L230 247L231 249H234L233 248V247H235V246H233ZM111 244H109V245H110L111 250H112L113 247L111 246ZM116 244H115V247H116ZM196 244H198V243H195V245ZM199 244H198V246H199ZM208 244L206 246H208L207 248H210L211 246H209ZM54 245H55V247H54ZM109 245L107 247H109ZM191 245L185 244V246H191ZM235 245H237V243ZM249 245L251 248H253L252 250H250L251 248L249 249ZM119 246H120V248H118ZM119 246L117 248L121 249L122 246L121 245H119ZM155 246L151 247V248L154 249ZM166 246L165 247L163 246L164 247L163 249L166 250L168 248V247L166 248ZM237 246L235 248H237ZM58 247H56L55 249L59 250V249H57ZM81 247H78V248H81ZM133 247L135 249H132ZM212 247L214 249L216 248V247H214V245ZM212 247H211V249H212ZM67 248H70V249L68 250ZM170 248H171L172 252L174 251V253H175V250H173L174 248H172V247H170ZM195 248H196V246H195ZM260 248H262V247H260ZM61 249L59 251H61ZM100 249L98 251L99 254H93L94 257L96 255H98L97 257H99L101 255L100 251H104L103 249L102 250H100ZM141 249L142 248H137V250H140L142 252ZM188 249H189V247H188ZM81 250H83V249H81ZM116 250L117 249H114L113 251L116 252ZM122 250L123 249H121L120 251H122ZM146 250H149V249L147 248ZM155 250H156V248H155ZM160 250L163 251V253H164V250H162V247L160 248ZM169 250L167 249L166 252ZM217 250H218V248H217ZM225 250H226V248H225ZM260 250L261 251L259 252V249H258L259 253H261L264 249L263 250L260 249ZM55 251H54V253H52L53 255L56 254ZM124 251H126V249L123 250V252ZM140 251H139V253L141 254ZM153 251H151V252H153ZM193 251H194V249H193ZM195 251H196V249H195ZM229 251H230V249H229ZM233 251L235 253L237 252V254L239 253V256L241 257V259L242 258L244 259V257H242V255H240L241 253L239 251H237V249L236 250L234 249ZM46 252H47V250H46ZM50 252H53V251L51 250ZM77 252H79V251H77ZM118 252H116L115 253L116 255H114V257L116 259L121 258L122 255H124V254L126 255V253H127V252H124V253L119 252L120 253L119 255L122 254L120 257L119 255H117ZM209 252H208V254H209ZM252 252H253L252 255H254L256 257L250 256L251 258H249V259H251V260H248L249 262L246 261V256H245L244 260L243 259L241 260L240 257L237 260V261L241 260V263H239L240 261L239 262L235 261V263H234V260H236L238 258L237 257L238 255L237 254L234 255V253H233V255H234L233 257L230 255L229 256L234 260L230 259V260H228V263L229 264H236V262H237L239 264H242L243 262H245L243 264H248V263L252 264L255 261L254 263L257 264L260 261V257L262 255H259L258 252H257L258 254L256 253V255H255L256 251H254V250ZM67 253H69V252H67ZM155 253H156V251H155ZM216 253L217 252L215 251L214 254L216 255ZM219 253H221V252H219ZM223 253H224V251H223ZM47 254L49 255L51 253L47 252ZM84 254H85V251H84ZM84 254L82 252V255H84ZM140 254H138V255H140ZM221 254H220V258H221V256H223ZM227 254H228V252H226V254H225L226 256L222 257L223 260L219 259V261H217L218 256H219L218 253H217V260L216 259L214 260V258H212V257H210V258H212L216 262L215 264H217V262L220 263V262L226 260L227 258L225 259L224 257H228ZM108 255H110V254H108ZM125 255H124V257L128 256V254H127V256H125ZM129 255H130V253H129ZM138 255H137V257L141 258V255L140 256H138ZM144 255H145V252H144ZM144 255L142 253V256H144ZM149 255H150V252H149ZM161 255H163V254H161ZM247 255H250V253ZM79 256H80V254H79ZM85 256L86 255H84V257ZM93 256L90 255V257H93ZM150 256L149 257L144 256L142 258H144V260L146 259L147 262L151 261V263L152 262L154 263V261L150 260ZM172 256H173V254H172ZM172 256L170 258H172ZM175 256H176V258L180 257L177 255H175ZM203 256L205 257L204 254H203ZM203 256L200 255V257L204 258ZM111 257H108V260L112 259L111 261H105L106 263L108 262L107 264H110L109 262L115 263L117 261L116 259L113 261L114 257L113 258H111ZM137 257H134V260L132 259L130 261H133L134 264L141 263V261H139L137 263L135 262ZM161 257H158V258L160 259ZM198 257H199V255H198ZM81 258H82V256L79 257L78 259L81 260ZM96 258H93V259H95V261H93V259H92V262L93 263L95 262V264L97 263ZM128 258H126L125 260H127ZM182 258L183 257H181L180 263H179L180 260H178L179 258L175 259L176 262L175 261L172 262L169 260V263L172 262L173 264H181V263L184 264L183 260H185V262L187 261V263H188V261L191 259L190 261L193 264L192 259L194 260L197 257L196 258L195 257L189 258L188 260L184 259L186 257H184L183 259ZM205 258H206V261L210 260L209 263H211L212 259H210V258L208 259L207 257H205ZM252 258H253V260H252ZM78 259L73 260L72 264H76V262L79 264H85L86 257H85V262H83V260H82V262H80ZM97 259H99V258H97ZM165 259L163 261L161 259V261L164 262ZM247 259H248V257H247ZM76 260H78L79 262ZM123 260H124V258H123ZM140 260H142V259H140ZM146 260H145V262H146ZM148 260H150V261H148ZM263 260H264V257H263ZM57 261L55 263L60 264ZM74 261H76V262L74 263ZM90 261L91 260L86 262V264H89ZM103 261L102 260L99 261L98 264L103 263ZM130 261L128 259L129 263H126V261H124V262H125V264H130ZM196 261H198V259ZM196 261L194 262V264H196ZM199 261H198V264H202V263H199ZM54 262H53V264H55ZM70 262H72V261H70ZM92 262H90V264ZM119 262H120V264H124V263H121V261H119ZM119 262H116V263L119 264ZM142 262H144V261H142ZM145 262H144V264H148ZM151 263H149V264H151ZM169 263H168V261L164 262V264H169ZM212 263H214V262H212ZM225 263L227 264V262L224 261L223 264H225ZM263 263H264V261H263ZM50 264H52V262ZM69 264H71V263H69ZM103 264H105V263H103ZM131 264H132V262H131ZM155 264H158V262Z\"/></svg>",
  "mask_w": 264,
  "mask_h": 264
},
{
  "label": "rangeland",
  "instance_id": "rangeland-1",
  "mask_svg": "<svg viewBox=\"0 0 264 264\" xmlns=\"http://www.w3.org/2000/svg\"><path fill=\"white\" fill-rule=\"evenodd\" d=\"M250 32H251V31H250ZM250 32L248 31V32H246V33H247V34H250ZM237 33H238V32H237ZM254 33H255V32H254ZM254 33L251 32V34L253 35V37L251 36V37H252V39H251L252 41L250 40V37H249V36H247V37H249V38H246L245 36H243V38H241V36H240V37H239V36H238V37L236 36V37H237L236 39H238V40L234 39V38H235V36H234V37H231V40L229 39L230 37H228V39L226 38V39H227L226 42L231 44L232 40L234 39V41L232 42V44H233V43H241L242 46H245L244 42L247 40L246 42H248V43L250 44V47L252 46L251 44H256V45H257L258 43H259V44L261 43V44H262V45L260 44L261 46H260V45H257L258 48L261 50V49L264 47V45H263L264 37H262V36H264V35H263V34H261V35L259 34L261 40H263V41H261V40L258 38V37H259V35L257 34L258 32H256V34H257V35H256V38H257L256 41L259 40L258 42H256L255 40H253V39H255V35H254ZM260 33H261V32H260ZM257 36H258V37H257ZM244 38H245V40H244ZM262 38H263V39H262ZM216 39H217V42H222L225 38H224V39H223V38H219V39H218V38H215V40H216ZM239 39H240V41H239ZM248 39L250 40V42H249ZM220 40H221V41H220ZM228 40H229V42H228ZM243 40H244V41H243ZM224 41H225V40H224ZM224 41L222 42V44L225 43L224 45L227 46V43L224 42ZM242 41H243V42H242ZM255 42H256V43H255ZM215 43H216V41H215ZM248 43H247L246 45H248ZM164 44H165V45H164ZM243 44H244V45H243ZM167 45L170 46V47H168ZM179 45H180V44H179ZM158 46H160V45H158ZM161 46H162V44H161ZM165 46H167L169 49L166 48ZM181 46H182V45H180V47L178 46V48H179L178 51H180L181 48H182V50L180 51L181 53L183 52V53L187 54V53H188V50H192V51H193V50H195V49H196L195 51H197V49H198V51H199V47L196 48V46H194L193 49H190V48L187 49L188 47L185 48L186 46H182V47H181ZM198 46H200V45H198ZM226 46H225V47H226ZM248 46H249V45H248ZM257 46H254L253 49H255V50H259V49H256ZM162 47H164L163 49H164L166 52H169V50H170L171 48H172L171 50H172L173 52L177 49V48L174 49V47H172V46L169 45L168 43L166 44V42L163 43V46H162ZM162 47H161V48H160V47H157V48H159V50H161ZM255 47H256V48H255ZM260 47H261V48H260ZM133 48H134V47H133ZM133 48H131V49H133ZM143 48H144V47H143ZM143 48H142V47H141V48H137V47H135V51H136V50H139V49H143ZM157 48L154 47V51L151 53L152 55L155 54V53H156V55H157V52L155 51V50L158 51ZM129 49H130V48H129ZM152 49H153V48H152ZM173 49H174V50H173ZM185 49H187V50H185ZM200 49H202V48H200ZM263 49H264V48H263ZM124 50H125V49H124ZM143 50H146V48L143 49ZM143 50H142V51H143ZM147 50H148V49H147ZM147 50H146V51H147ZM150 50H151V49H150ZM164 50H163V52H165ZM171 50H170V51H171ZM140 51H141V50H140ZM148 51H149V50H148ZM185 51H186V52H185ZM195 51H194V52H195ZM116 52H117V51H116ZM158 52H159V51H158ZM190 52H191V51H190ZM149 53H150V52H149ZM156 55H154V56H156ZM109 61H110V60H109ZM103 62H104V60H103ZM196 62H197V63H196ZM99 63H100V65L103 66L102 60H101V62L99 61ZM194 63H195V66L197 65V67H196L197 69H199V66H200V69L203 68V66H201V64H198V61H195ZM199 63H200V61H199ZM219 63H223V64H220V66H219V65H218ZM219 63H218V62L213 63V64H215V66H213L212 64L210 65V63H208V65H206V66H205V64H204V67H207V68H206V69H207V72H208V69H209V72H210L209 74H211L210 76H211V77L213 76V77H212V78H213V79H212V80H213V84L215 85V87H216V86H217V87L214 88V90L211 89V91L213 90L212 92H211L209 89H208V92L206 91V94L204 95V97H202V98L205 99V100H204V99L201 100V101H203L202 103L205 104V102H206V103L209 104V106H211V105L214 106L215 104L217 105V103H219V105H220V103H221V106H224L228 101H230L229 98H231V100H232V99L234 100V101L232 100L233 104L235 103V104L239 105L240 103H243V100H245V99H244V98H245V95H244L243 93H240V92H234V93H233V92H232V93H233V94H232L231 92H229V94H228V91L226 92L228 86L230 87V85H226V84H225V81H224V79H225L224 76H225V75L222 73V72H225L226 70H228V72H229L230 69H233L234 66H235L234 69H236V68L238 69V66L236 67V65H234V66L232 67V64H231V66H230V65H229L230 63L227 64L226 62H219ZM224 63H226L227 66H228V67L230 66L231 68H230V67H229L230 69L227 68V67H226V64H224ZM189 64H190V63H189ZM108 65H109V64H108ZM209 65L211 66V68H210ZM217 65H218V66H217ZM222 65H224V66H222ZM109 66H110V65H109ZM208 66H209V67H208ZM219 67H220V68H219ZM222 67H223V69H222ZM225 67H226V68H225ZM203 69H204V68H203ZM219 69H220V71H219ZM221 69H222V70H221ZM234 69H233V70H234ZM201 70H202V69H201ZM211 71L214 72V73H212ZM228 72H227V74H228ZM218 74H220V75L218 76ZM225 74H226V73H225ZM214 76H215V77H214ZM216 76H217L218 78H217ZM211 77H210V79H211ZM220 78H221V79H220ZM210 79H209V80H210ZM215 79H216V80H215ZM217 79H218V80H217ZM219 79H220L221 81H220ZM209 80L207 81V83L209 82ZM214 81H215V82H214ZM218 81H219V82H218ZM222 81H223V82H222ZM211 83H212V81H211ZM219 83H220V84L222 83L221 86H220L221 88L218 86ZM223 84H224V85H223ZM210 85H211V84H210ZM210 85H207V86H210ZM214 85H211V86L214 87ZM204 86H205V87H204ZM204 86H203V88H205V90H206V83H205ZM225 87H227V88H225ZM207 88H210V87H207ZM211 88H212V87H211ZM219 88H220V89H219ZM223 88H224V89H223ZM215 89H216L217 91H216ZM228 89H229V88H228ZM220 90H222V93H221ZM209 91H210L213 95H215V96L210 95V92H209ZM214 91H215V92H214ZM224 91H225V92H224ZM213 92H214V93H213ZM219 93H220L221 95H219ZM223 93H224V94L226 93L227 96H225ZM230 93H231L232 95H231ZM207 94L210 95V96L208 95L209 97L212 96V97H211V100H212V101L206 96ZM239 94H240L241 96H240ZM217 95H219V96H217ZM222 95H223V96H222ZM230 95H231V96H230ZM236 95H237V96H236ZM220 96H221L222 98H221ZM232 96H233V97H232ZM205 97H206V98H205ZM213 97H215V98H213ZM207 98H208L209 102H208ZM217 98H218V99L220 98V99L218 100ZM234 98H235V99H234ZM236 98H238V99H236ZM239 98H241V99L239 100ZM222 99H223L224 101H222ZM242 99H243V100H242ZM213 100H215V101H213ZM226 100H227V101H226ZM237 100H238V101H237ZM204 101H205V102H204ZM219 101H220V102H219ZM235 101H236V102H235ZM239 101H241V102H239ZM210 102H211L212 104H211ZM224 102H225V103H224ZM230 102H231V101H230ZM230 102H228V103H230ZM232 102H231V103H232ZM200 104H201V102H200ZM203 104L200 105V106H203ZM208 104H205V106H208ZM196 105H197V107H199L198 102H197V104H195L194 106H196ZM227 105H228V104H227ZM241 105H242V104H240V106L237 107V108H238V112H239V110H243V109H242L243 107H244V109L248 110L247 107H245V105H242V106H241ZM194 106H193V104H192V108H193ZM203 107H204V106H203ZM203 107H202V108H203ZM240 107H241V108H240ZM90 108H91V107H89V109H87V111H88V110L91 111ZM192 108H190V109L192 110ZM181 109H182V108H181ZM186 109H189V107H186L184 110H186ZM194 109H195V107H194ZM191 110H190V111H191ZM90 111H88V114H89V113H92V111H91V112H90ZM120 111H122V110H120ZM186 111H187V110H186ZM186 111H184V112H186ZM190 111L188 110V111L186 112V114H187L188 112H190ZM57 112H58V111H57ZM57 112H53V114H52V112H51V114L53 115V117L51 116V117H52V121H51V122L49 121V120L51 119V117H49L50 119H48V121L50 122V123L48 122V124H49L50 127H49L48 125H46V124H47V121H46V122H43L44 124L42 123V120L45 121V119H46L47 117H45V118H43V119H42L41 116L38 117V118L35 117L34 119L32 118L33 120H36V118H37V119L41 118V120L39 119L40 121L37 120V121H34V122H36V123L41 122V123H39V124H42V125H40L39 127H40L41 129H43V127H44L43 130H45V129L47 128L48 130H50V131H48V133L51 132V130L55 128L54 130H52V133H53V134H52V133H51V135L49 134V136H53V138L50 137V139L52 140V142L49 143V142L46 140V141H45L46 143L43 142V145H44V146H42V145L40 144V145L42 146V147H41L42 149H41V148H40V149H37V148H38V147H37V148H36V151H37V150H38V151H37V152H34V150H33L34 148H32V152H33L34 155H35L36 153L39 154V152L41 151L40 154H41V153H43L44 155L47 154L48 157H50V158H48V157H46V156H45V157L48 158L47 160L50 159V161H52V160H53L52 157H54V159L56 160V163L54 162V160H53V162H52L53 164H52V163L50 164V162H48V164L45 163L46 165H49V164H50V166L53 167V168H54V163H55V165H56V164H59V161H58V159H56V157H57V158H60V156L63 157V158H60V160H61L60 162H61V163H62V162L65 163V162H66V163L64 164L65 167L63 166V163L58 165V166H60V168L63 166V168H61L62 171H60L59 168H57V165L55 166V168H57V170L60 172V174H61L62 177L59 176V175H60L59 173H58L59 178H58L57 175L54 176L53 174H52V176H54V179H53V177H52V178L49 177L50 179H53V180H50V183H51V181L53 182V181L55 180V178H56V181H57V179H58L57 183H56L55 186H54L55 188L51 187V186L53 185L52 183H51V184L49 183L50 186L47 184L48 187L45 185L46 183H45V184H42V183H41V184H42V185H41L42 187H43L44 185L46 186V188L51 187V188H49L47 191H49L50 189L53 191V192H51V191L46 192L45 195H44V193H43V191H42L43 189H42L41 187H39L40 184H38L39 186L37 187V184L34 183V182H37V183H38L41 177H42V179H43V176H44L45 173L43 172V173H44L43 176L39 175V176H41V177H39V178L36 177V179L38 178L39 180H34V181L32 182V183H34V184H32V186L36 184L35 186H36V188L39 190V191H37V193L39 194L40 199L42 198L41 200L38 198L39 196H37V195H38L37 193H36V194H37V195H36L37 197H36V196H35V197H34V196L32 197L31 194H29V192H27V191H30V193H32V195H33V194L35 195V192H36V191L34 192V190H36V189H33V192H32V191L30 190V189H32L31 186H30V189H29V186H28L27 189L24 188L25 186H24V187H19V188L17 187V188H18V191H17V188L15 189V188L11 187L10 190H5L6 193H8L9 196L6 195L5 192H3V191H4L3 189H0V192H1V190H2V194H0V196H2V197L4 198V199H3V198H0V200L2 199L3 202H4L5 199H6L5 201H7V200H11V199H12L11 196H13V198H15L14 201H16V199H17V200H18L17 202H19V198H16V197H20V198H21V199H20L21 203L24 201V202H23V205H25V202H26V201H29V200L32 198V199L29 201V204H31V203L33 202V203L31 204L32 206L30 205V207H32L31 209H34L33 211L36 210V211H35L36 214H37V212H38V215H36V216L41 217V218L38 217V219H33V218H36L35 215H34V217H32L33 215H29V213H27L28 211H26L25 214H28V215H29V218H26V217H28L27 215H25V214H23V213H20V214H21V215L19 214L20 219H21V217L26 218V220H24V219H23V220H24L25 222H28V223H25V222H24L25 224H24L23 226L20 227V226H19V225H20V221H19L20 219H18L19 217H18V218H15V217H13V215L9 214V209H8V208H7L8 210L6 209V206H5L6 204H5V202H4L3 204H2V202H0V203H1V205H0V225L3 226V228L0 227V229H1V230H0L1 232H0V233H2V234H1L2 236H3V234H4V237H3V238H4L5 240H7V237L10 239V240L6 241L7 243L5 242V240H3V243H5V244L10 243V244H8L7 246H9V245H11V247L14 246V249H15V250H16V247H17L18 245L21 244L20 241H21L22 238H23L22 236H24V239H25V241H24V239L22 240V241H23V242H22V245H23L24 247H25V246H27V247L29 246V247H30V243H31V246L35 245V244H32V243H35V242H31V241H32L33 238L35 239V240L33 239V241H36V238L39 236V235L36 236V234L39 233V231H41V229H44V227L41 228V226H44V225H42V224H43V223L45 224V222H46V223H47V224H46L47 226L45 225L46 229H44L45 231H44V230H43V231L46 232V233H48L49 235H50V234H51L52 236L55 235V237H53V238H54V242H53V239H52V236H51V235H50V236H47V234H46V237H47V238H45V237H44V236H45V233H44V236H43V235L41 236V234H40V238L38 237L37 239H38V240L40 239L39 242H41V241L44 240L43 243H42V244H44V248H46V247H45V244L48 245V244L46 243L47 240H45V239H48V242H50V243H51V241H52L53 244H54L55 242H56V243L59 242L58 245L61 244V246H62L63 244H65L66 247H68V246L71 247V246H73V245L70 246V244H69V245L67 246V244H68V243H71V242H68V241H69L68 238H72L73 240H72V239H71V240L74 242V243L72 242V243L74 244L73 247H75V249H73V250H76V249H77V251H79V252H77V251H76V253L71 252V249H70V248H67L68 250L70 249V251H67V250L65 249L66 247H65V248H63V247H61V246L58 247V246L56 245V243H55L56 247H58L57 249L60 250V249L62 248L63 251L66 250L67 252H69V253H67V252L65 251V252H66V255L69 256V257H67V256L65 255L67 258H66V260H65V258H63L64 261H67V262H68V260L70 259V257H71V258H74V257H76L77 255L79 256V254H80L79 257L82 256L81 260L78 259V258H79L78 256H77V258H75V259H78L80 262H82V260H83V262H85V257H86V262H88L89 260H91L90 262H92V259H93V258H96V257L98 256V255H96V256L94 257L93 254H99L98 251H99L100 247H102V246H99V247H98L99 249H98V251H97L98 253H97V252L95 253V250H96L97 247H93V248H95V250H94V249L92 250L91 245H90V251H89V253L92 251L93 254H86V253H88V252H87V251H88V250H87V247L89 246L90 243H92V241H91V242L89 241L90 243L88 242V245H86L87 242L85 243V245H86V249H84V246L81 247V246L84 244L83 241H88L87 238H89L90 240L93 239V240H96V241L98 242V239H99V242H98V243H100L101 237H102V243H104L103 241H105V243H107L108 241H110V240H108V241H107V240H103L105 236L103 237L102 235H100V232H99V231H101V230H100L101 227L103 226V224H104V226L106 225L105 227H102V232L105 231L104 229L108 228V227H107V224L110 226L109 228L111 229V228L114 226V224H111V221H113L112 223H114V221H116L115 226H117V225H118V223H117V218H118L120 215H122L121 218H120V217H119V218H120V219H123V218H124V220H125V217H124V216H125L126 214L124 215V213L128 212L129 210L126 211L125 208H126L127 206H126V205H123V206H122V204H124V203H121L122 201H120L119 203H121L120 205L122 206V209H121L120 207H119V209H121V210H120L121 213H122V210L124 209V210H123L124 213H122V214L119 213V212H120L119 209H118V210L115 209V206L118 204V202H117L118 199L115 200V196H114V202H113L111 199H109V197H110L109 194H110L111 196H112V194H113L112 191H115V190H117L118 188H121V187H122V185H121V187H118V188H117V186H115V184H117L116 182H118V186H119V184H121V183H119V181H117V180H119V179H117V180L115 181V184L113 183L114 186H115V190H114L113 185L111 186V184H110V186H109V184H108V183H110V181L114 178V175H113V178L110 179V178H109L110 174H109L108 172H107L108 174H105L104 172L101 173V172L98 170L99 168H96V170H95V169H94V168H95V167H94V165H95L94 163H95V162H91V163L93 164V166H91L90 161H89V158L91 157L90 154H92V153L95 154V152H94V151H91V153H87V151L84 152V151H85L84 149L86 148V145H85L84 143H85V141H88V139H87L86 137L89 136L88 138L91 139V138L94 136V135H93L94 133L98 134V133H97L98 131H97V132L94 131V133H91L92 131H89V130H92V127H91L90 125H88V129H86V130H85L86 127H84V130H85V131H83V132L78 131L79 128H82V127L84 126V124L81 125V123H82V122L80 121L81 119H78V117L80 118V116L75 115L76 117L78 116L77 118H75V117L72 115V118H73V119L70 120V118H71V117H70V116H71V113L68 114V113L66 112V113L68 114V117H66L65 115L61 114L60 111H59L58 113H57ZM122 112H123L124 114H126L124 111H122ZM122 112H119V113L122 114V116H123V113H122ZM179 112H180V111H179ZM179 112H178V113H179ZM64 113H65V112H64ZM66 113H65V114H66ZM117 113H118V111H117ZM119 113H118V114H119ZM182 113H183V112H182V110H181V114H182ZM56 114H57V116L61 119V120H60V121H61V124H60V121H59V120L57 121V118H58V117L56 116ZM59 114H61L62 117L59 116ZM72 114H73V113H72ZM181 114L179 113V115H181ZM183 114H185V113H183ZM183 114H182V117H180V116H178V115H177V117H179V119L181 118V122H180V123H183L182 126L184 125V129H185V127H187V129H185L187 133L185 132V130H183V127H181V129H180V125H181V124H179V129H180V132H179V133H183V132H185V133H184L185 135H191V132H192V135H194V136H193V137H191V136H190V137L187 136L186 138L182 139V138H183L182 135L178 133L180 136L178 137V135H175V136H176V139L174 138L175 140L173 139V136H171L172 138H171V137H170V138H171V140H172V139H173V140H172V141H168V140H170V139H168L167 142L171 143L170 146H171L172 144H173L174 146L176 145V146H175V149H177V150L174 149V146H172V147H173V150H172V147L169 148V145L166 144L167 147H168V149H166V148L164 147V148L166 149V151H165V149L163 148V145H162V144L160 145V144L157 143V145H160V146L157 147V145H155L156 143H152V144H154V146H155L154 149H156V150L153 151V152H152V151L150 152V151H149L150 149H151V150H154V149H153L154 146H152L151 142L149 141V136L151 137V135L153 136V134H155V133L153 132V134H151V135H150V134H149V135H146V133H145L146 130H145V129H146V128H150L151 126H150V127H149V126H148V127H145V128L143 129V132H141V133L144 134V136H147V140H148V143H149V146H150V148L146 146L147 148H149V150L145 147V150H146V151L144 150V153H145V154H150V153L153 154V155H149L148 157H147V155H146V159H144L145 157L142 156V157H143V160H145L144 162L150 164L149 166H151V163H149V162L151 161V162L155 165V167L157 166L156 168H158V169L160 168L159 171L162 172V168H163V171L166 172V173H164L166 178H169V177H170L169 180H168V179H165L166 181L163 180L164 178H161V179L157 178V181H158V180H159V181H160V180H163V181H160L159 183H157V181H153V180H152L153 182H156V183L158 184V185H156V186H154V185L150 186V187H153L152 190H155L154 187H157V186L159 187V185L162 186V187H164V185H161V184H163V182H164V183H168L170 180H171V182H172V180H173L172 183L175 184L176 186H177L178 182H180V181H181V182L183 181V183L187 185V182H189V178H190V177H189L188 179H187L186 177L190 176L191 174H192V175H195L196 172H195L194 174H193V172H190L189 175H187V176H182L181 174H183V172H186V170H187V171H191V170L194 171V169L197 168V166L200 167V170H201V169L203 170V169L206 168V166H207V169H208V171H209L210 169L208 168V166H210V163H211V165H217V166H212L213 168H214V167H216V168L218 167V169L221 170V168L224 167V165H223L224 163H222V162H225L224 159H227V160L229 161V156H230V159H231V158L233 157V156H231V155L235 154L236 152L238 153L239 151H241V148H240L239 145H238V144H239L238 139H239L240 134L242 133L241 130H240L241 127H238V128H235V129H234V131L236 130L235 132L237 133V135H235V136H237V137H235V136H234V137H233V136H228V135H227L228 137H227V136H223V137L220 136L222 139H223L224 137L227 138V140L229 139V137H230V139H231V137H232V138H235V140L233 139L234 141H233V140H232V141H229L231 144L234 145V147H233L234 150L232 149V147H230V150L232 149V150H231V153H232L231 155H228V151H230L229 149H228V151H227V148H228V147L225 148V147L221 146L222 151H223L224 148H225V151H227L226 153H225V152H220V153H222V154H223V153H224V154H227L228 158H224V156H226V155H223V156H222V154L218 155L217 152L220 151V149H217L218 146L215 147V145L217 144L216 142L218 141V139H219V140L221 139L220 137H218V134L220 135V129H221L220 126H219V124H215L216 122H215L214 120H205V121H207V122H205V121H202V120H201V121H196V120H198V119H195V120H194V121H195L194 124H196V123H198V122H199V123L202 122V123H204V124L202 125V123H201V124H200L201 126H200L199 124H196L195 127H194V124H193V127H194V128H192V126H190V125H192V123H193L194 121H193L192 123H191V121H190V125H189V121H186V122H188V124H187L185 121L183 122V121H182V120H184V119H183V118H184V117H183V116H184ZM186 114H185V115H186ZM189 114H190V113H189ZM189 114H188V115H189ZM54 117H55V118H54ZM69 117H70V118H69ZM118 117H119V116H118ZM124 117H126V115H124ZM124 117H121V119L124 120V119H123ZM163 117H164V116H163ZM53 118H54V119H53ZM59 118H58V119H59ZM65 118H66V120H64ZM104 118H105V117H104ZM75 119L78 120V122H79V124L81 125V127H80V125L78 124L77 120H76V122H75ZM19 120L21 121L22 118L19 119ZM23 120H24V119H23ZM26 120H27V122H28V117H26L25 121H26ZM30 120H31V118H30ZM30 120H29V122H30ZM68 120H69V121H68ZM72 120H74V121H72ZM9 121L11 122V120H9ZM13 121H16V120L13 119L11 124L16 123V122L13 123ZM20 121L17 120V124H18ZM54 121H56V122H54ZM66 121H67V122H66ZM70 121H71V122H70ZM208 121H209V123H208ZM5 122H6V121H5ZM5 122H2V123L4 124ZM21 122H22V121H21ZM53 122H54V123H53ZM58 122H59V123H58ZM62 122H63V123H62ZM73 122H74V124H72ZM80 122H81V123H80ZM2 123H0V125H1ZM7 123H8V122H6V124H5V125H7V126L4 125V129H2L3 126H0V127H1L0 129H2L3 131H6V130L8 129V127H9L8 130L10 131V126H11V125L8 123V124H9V126H8ZM25 123H26V122H25ZM25 123H24V121H23V124L26 125V127H27L28 125H27V123H26V124H25ZM64 123H65V124H64ZM67 123H68V124H67ZM99 123H100V122L97 123L98 125L96 124L97 127H98V129H100V127H101V126H99V125H101V123H100V124H99ZM184 123H185V124H184ZM205 123H207V124H205ZM210 123H211V124L213 123V124L211 125ZM3 124H2V125H3ZM32 124H33V123H31V124H29V125L31 126ZM34 124H35V123H34ZM34 124H33V126H31V127L28 126V127H29L30 129H32L34 126L37 127V126L39 125V124H37V125H34ZM57 124H58V126H57ZM77 124H78L79 126H78ZM113 124H114V123H113ZM247 124H248V123H247ZM262 124H264V123H262ZM14 125H15V124H14ZM44 125H45V126H44ZM51 125H52V126H51ZM59 125H60V126H59ZM61 125H63V126H61ZM67 125H69V126H67ZM149 125H150V124H149ZM205 125H206V126H205ZM209 125H210V127H209ZM217 125H218V126H217ZM41 126H42V127H41ZM56 126H57V128H56ZM75 126H76V127L78 126V129H77ZM111 126H112V125H111ZM196 126H198L197 130H199V132L196 130ZM199 126H200V127L204 126V127H202V129H201ZM254 126H255V127H256V126L258 127V125H254ZM6 127H7V129H6ZM23 127H24V126H23ZM23 127H22V128H23ZM28 127H27V128H28ZM39 127H37V130H38V131H39V130L41 131V129H40ZM58 127H59V128H58ZM61 127H62V128H61ZM89 127H90L91 129H89ZM97 127H96V128H97ZM113 127H114V125H113ZM122 127L126 128L127 126H122ZM215 127H219L218 132H216L217 128H215ZM257 127H256V128H257ZM15 128H16V129H15ZM29 128H28L27 130L30 131ZM110 128H111V127H110ZM124 128H122V129H124ZM188 128H189V129H188ZM190 128H191V130H194V131H196V132L191 131ZM203 128H205V131H204ZM207 128H208L209 130H206ZM211 128L213 129V131L211 130ZM252 128H254V127H252ZM256 128H255V129H256ZM11 129H15V130H17V129H19V127H17V126H16V127H13V128L11 127ZM24 129H25V128H24ZM33 129H34V128H33ZM47 129H46V130H47ZM71 129H73V130H71ZM94 129H95V128H94ZM126 129H128V127H127ZM200 129H201L202 131H201ZM215 129H216V130H215ZM238 129H239V130H238ZM242 129H243V128H242ZM250 129H251V128H250ZM19 130H20L21 132H24V131H25V130H21V129H19ZM27 130H26V131H27ZM35 130H36V129H35ZM57 130L59 131L60 134L57 132ZM95 130H96V129H95ZM147 130H148V129H147ZM151 130H152V129L150 128L148 131L150 132ZM187 130H188V131H187ZM17 131H18V130H17ZM17 131H15V132H17ZM20 131H18V132L20 133ZM55 131H56V132H55ZM62 131H63L65 134H62V133H63ZM73 131H74V132H73ZM75 131H76V132H75ZM77 131H78L80 134L82 133V134H81L82 136L84 135V133H85V135H86V133L89 131V132L87 133V134H89V135H87V136L84 135V136H83V138H84V139L86 138L87 140L85 139V141H84V139L81 137V135H80L81 138L79 137V135L77 136L76 133L79 134ZM86 131H87V132H86ZM99 131H100V130H99ZM123 131H125V130H123ZM141 131H142V130H141ZM181 131H182V132H181ZM189 131H190V132H189ZM203 131H204V133H203ZM206 131H207V132H206ZM210 131H211L212 133H211ZM239 131H240L241 133H240ZM248 131H249V130H248ZM11 132H12V131H11ZM18 132H17V133H18ZM45 132H46V131H45ZM127 132H128V133H127ZM129 132H130V131L126 130V132H125L124 135L127 134L126 136H127L128 138L125 136L124 139H125V138L128 139V144H133V143H129V142H131L133 139L136 141V138H135L132 134L129 135V134H130ZM149 132H147V133H149ZM151 132H152V131H151ZM188 132H189L190 134H188ZM200 132H202V133H200ZM205 132H206V133H205ZM209 132H210L211 134H209ZM251 132H252V133H251ZM251 132H248V133H250V134H258V135L260 134V135H263V134H261L259 131H256V130H255V133H253L254 131L251 129ZM258 132H259V133H258ZM56 133H58V134H56ZM70 133H71V134H70ZM73 133H74V134H73ZM141 133H140V134H141ZM193 133H195V134H193ZM198 133H200V134H198ZM207 133H208V134H207ZM236 133H234V134H236ZM262 133H263V132H262ZM66 134H68L69 137H68ZM69 134H70V135H69ZM91 134H92V137H91ZM196 134H198V136H195ZM202 134H203L204 136H203ZM206 134H207V135H206ZM212 134H214V135H212ZM216 134H217V135H216ZM60 135H62V136H60ZM64 135H66V136H64ZM128 135H129V136H128ZM158 135H160V134L157 133V135H156V139H155V135L153 136L154 139H155V141L159 138ZM161 135H162V133H161ZM161 135H160V139H161V138H162V139H161V140L159 139L160 141H159V140L157 141V142H159V143H160L162 140L164 141V139H163L164 136L162 137ZM199 135H200V136H199ZM209 135H210L211 137H210ZM56 136H57V137H56ZM140 136H141V135H140ZM142 136H143V135H142ZM183 136H184V135H183ZM205 136H206V137H205ZM207 136H208L210 139H214V138L217 136L218 139L215 138V140H217V141L213 140V141H215V145H214L213 143L208 144V141H210V139H209ZM213 136H215V137H213ZM55 137H56V138H55ZM58 137H60V138H58ZM75 137L78 138V139H76ZM153 137H152V138H153ZM184 137H185V136H184ZM204 137H205V141H204ZM54 138H55V140H54ZM57 138H58V139H57ZM63 138H64V139H63ZM65 138H67V139H65ZM68 138H69V139H68ZM79 138H80V141H79ZM112 138H114V137H112ZM191 138H192V139H191ZM202 138H203V139H202ZM207 138H208V139H207ZM236 138H238V139H236ZM59 139H60V140H59ZM82 139H83V141H82ZM90 139H89V140H90ZM115 139H116V138H115ZM150 139H151V138H150ZM177 139H178L179 141H178ZM187 139H189V140H187ZM206 139H207V140H206ZM222 139H221V141H219V143H220V142L225 143V142L227 141V140L225 141V140H222ZM230 139H229V140H230ZM48 140H49V139H48ZM56 140H57V141H56ZM67 140H68V141H67ZM77 140H78V141H77ZM92 140H93V141L90 140L88 143H91V144L94 143L95 137H93ZM118 140H119V139H118ZM125 140H126V139H125ZM134 140H133V141H134ZM147 140H146V141H147ZM180 140H181V141H180ZM185 140H186V141H185ZM199 140H200V141H199ZM66 141H67V142H66ZM81 141H82V142H81ZM96 141H99V140H98V139L95 140V143H96ZM102 141H104V140H102ZM110 141H111V142H110ZM110 141H109V142H110V143H109V144H110V148L114 147V145L116 146V143H117V142H118V143H119V141L121 142V140L117 141V139H116L115 141H117V142H115V144H114V143L111 144L112 141L114 142V140H111V139H110ZM126 141H127V140H126ZM135 141H134V143H135ZM163 141H162V143H163ZM165 141H166V140H165ZM165 141H164V143H165ZM174 141H177V142H174ZM192 141H199L200 144L206 142V144H208L209 146L211 145V147L213 148V150H210V151H212V152H208V154L210 153V156H211L212 159H213L212 156H214L215 158H218V157H219V158H218L219 160L217 159L218 161L222 160V159L220 158V156H221V157L223 158V161H221V163H222L221 166H222V167L219 168V166H220V162H218L217 160L215 161V158H214L213 160H211V158H206V157H209V155L205 152V151H207L206 148H208V146H206L205 143L202 144V145H200V144L197 143V142L194 144ZM213 141H212V142H213ZM38 142H39V141H38ZM56 142H57V143H56ZM60 142H61V143H60ZM73 142H74V144H73ZM79 142H80V143H79ZM100 142H101V141H100ZM167 142H166V143H167ZM172 142H173V143H172ZM182 142H183V144H182ZM189 142L192 143V145H191ZM210 142H211V141H210ZM229 142H228V143H229ZM236 142H238V143L236 144ZM54 143H55V144H54ZM62 143H63V144H62ZM70 143H71V144H70ZM81 143H83V144L81 145ZM86 143H87V142H86ZM121 143H122V142H121ZM124 143H125V142H124ZM178 143H179V144L181 143V144H180V147L182 146L181 148L178 147V146H179ZM234 143H235V144H234ZM37 144H38V143H37ZM56 144H57V145H56ZM64 144H65V145L67 144L68 146H71V147H70L71 149H70L69 147H65V146H63ZM69 144H70V145H69ZM72 144H73L75 147H77L76 149H78V146H79V148H81V147L84 145L83 147H85V148H83V149L81 150V152L84 150V151H83L84 153H83V152H82V153H83L84 155H85V153H86V154H87L88 156H90V157H87V158L84 157L85 159H84L82 156H81V157H82L83 159H82L81 157H79L80 155H82V153H81L80 151H79V152H80V153H79V152L76 150L77 153H79L80 155H79V154H78V155L75 154V147H73ZM76 144H77L78 146H77ZM98 144H99V142H97V146H98ZM101 144H102V143H101ZM119 144H120V143H119ZM119 144H117V146H118ZM125 144H127V143H125ZM150 144H151V145H150ZM177 144H178V145H177ZM185 144H186V146H185ZM189 144H190V146H189ZM193 144H194L195 146H194ZM197 144H198V146H197ZM220 144H222V143H220ZM34 145H35V146H34ZM34 145H31V146L36 147V144H34ZM38 145H39V144H38ZM49 145H50V146H49ZM51 145H52V146H51ZM54 145H55V146H54ZM59 145H60V146H59ZM92 145L94 146V144H92ZM99 145H100V144H99ZM112 145H113V146H112ZM187 145H188V147H187ZM222 145H223V144H222ZM226 145H227V144H225V146H226ZM228 145H229V144H228ZM236 145H237L238 147H237ZM80 146H81V147H80ZM95 146H96V145H95ZM97 146H96V147H97ZM117 146H116V148H115V147H114V148L117 149ZM151 146H152V147H151ZM201 146H203V149H204V150H203L202 148H200ZM204 146H205L206 148H204ZM213 146H214L216 149H214ZM45 147H46V148H45ZM47 147H48V149H47ZM51 147H52V150H53V151L51 150ZM53 147H54V149H53ZM55 147H57V148H55ZM59 147H60L61 149L64 147V149H63L64 151H62V152H63V155H60V154L57 152V151H59ZM72 147H73L74 149H73ZM98 147H99V146H98ZM98 147H97V148H98ZM159 147H162L163 149L160 150ZM176 147H177V148H176ZM184 147H185V148L187 147V148H186V151H183V150H185ZM195 147L197 148L196 150H195ZM211 147H209V148H211ZM29 148H30V147H29ZM93 148H94V147H93ZM178 148H179V149H178ZM189 148H190V150H189ZM193 148H194V149H193ZM30 149H31V148H30ZM45 149H47L48 151L45 150ZM49 149H50V151H49ZM61 149H60L59 152L62 154ZM66 149H67L68 151H67ZM72 149H73V150H72ZM94 149L96 150V148H94ZM158 149H159V150H158ZM182 149H183V150H182ZM201 149H202L203 151H202ZM235 149H237V151H236ZM39 150H40V151H39ZM42 150H43V152H42ZM55 150H56L57 153L55 152ZM69 150H70V151H69ZM79 150H80V149H79ZM86 150H87V148H86ZM88 150H89V149H88ZM91 150H92V149H91ZM100 150H101V148H100ZM100 150H99V151H100ZM178 150H180V152H179ZM181 150H182L183 152H181ZM199 150L202 151V153L205 152L204 154H206V155H208V156L205 155V157H201V156H202L201 153H200V155H198L199 152H200ZM215 150H217V151H216L215 153H213V151H215ZM46 151H47V152H46ZM65 151H67V152H65ZM97 151H98V149H97ZM157 151H158V152H157ZM168 151H171V152L167 153ZM187 151H188V152L190 151L189 154H188ZM193 151H194V152H193ZM196 151H197L198 153H197ZM208 151H209V150H208ZM232 151H233V152H232ZM48 152H49V153H48ZM51 152H52V154H51ZM53 152H54V153H53ZM88 152H90V151H88ZM146 152H148V153H146ZM154 152L157 153V156H155V153H154ZM165 152H166L167 155L165 154ZM172 152H173V153H172ZM178 152H179V153H178ZM184 152H185V153H184ZM186 152H187V153H186ZM192 152H193V153H192ZM55 153H56V154H55ZM65 153H66V154H65ZM68 153H69V154H68ZM71 153H73L74 155L71 154ZM96 153H97V152H96ZM100 153H101V152H100ZM181 153H182V154L184 153V154L182 155ZM194 153H195V154H194ZM240 153H241V152H240ZM40 154H39V155H40ZM53 154H54L55 156H54ZM129 154H131V155L128 156V157H132L133 159H134V155L132 156V154H135V157L138 155L137 153H133V152H130ZM145 154H143V155H145ZM159 154H160L161 156H160ZM177 154H178V156H177ZM212 154H214V155H212ZM215 154H216V155H215ZM229 154H230V152H229ZM39 155H36V156L38 157ZM41 155H42V154H41ZM44 155H43V156H44ZM58 155H59V157H58ZM65 155H67V156H69V157H67V156H65ZM76 155H77V156H76ZM98 155H99V154H98ZM98 155H97V156H98ZM100 155H102V154H100ZM179 155H180V156H179ZM184 155H185V156H184ZM186 155H187V156H186ZM189 155H190V156H189ZM192 155H195L196 158H195V157L192 158V157H191ZM217 155H218V157H217ZM236 155H237V154H236ZM238 155H241V154L238 153ZM36 156H35V159L37 158ZM51 156H52V157H51ZM73 156H74V157H73ZM93 156H94V155H93ZM95 156H96V154H95ZM97 156H96V157H97ZM150 156L154 159V161L151 160L152 158H151ZM162 156H164V157H162ZM166 156H168V157H166ZM198 156L201 157V158H199ZM203 156H204V155H203ZM45 157H44V158H45ZM64 157H65V160H64ZM66 157H67L68 159H67ZM137 157H138V158H137L138 161H141V160H142V158L140 159V155L137 156ZM154 157H155L156 159H155ZM157 157H159V158L161 157V158H160V161H162V159H163L162 163H161L160 161H158L159 158H157ZM165 157H166V158H165ZM169 157H171L172 159L169 158ZM181 157H182V158H181ZM184 157H185V158H184ZM237 157H238V156H237ZM79 158H81V159H79ZM93 158H95V157H93ZM99 158H100V156H99ZM102 158H103V156H102ZM132 158H131V159H132ZM149 158H150V159H149ZM187 158H190V161H189V159H187ZM191 158H192V161H191ZM204 158H205V159H204ZM38 159H39V158H38ZM71 159H72V160H71ZM133 159H132V160H133ZM139 159H140V160H139ZM147 159H148V160H147ZM174 159H175V161H174ZM195 159H197V160L199 159V160L197 161V160H195ZM201 159H202V160H201ZM209 159H210V161H209ZM41 160L43 161L42 158H41ZM41 160L39 161V163L41 162L40 164H42V163L44 164V162H42ZM85 160H87L88 162L85 161ZM92 160H94V159H91V161H92ZM98 160H100V159L97 158L96 161H98ZM134 160H136V159H134ZM146 160H147L148 162H147ZM155 160H157L158 162L155 161ZM166 160L169 161V163H172V161H174V163H172V164H169V163H168V164H167V163H166V162H167ZM171 160H172V161H171ZM184 160H185V161H184ZM187 160L189 161V164L192 162V163H191V167L195 166V162H197V163H196L197 166H196V167H193L194 169L191 168V167L189 166L188 168H190V169L188 170V168L186 167V166L189 165V164L187 165V163H188ZM194 160H195V162H194ZM200 160H201V162H200ZM207 160H208V161H207ZM37 161H38V160H37ZM57 161H58V163H57ZM164 161H166V162H164ZM202 161H204V162L206 161V162L204 163V162H202ZM212 161H215L216 164H215V162H214V164H213ZM46 162H47V161H46ZM79 162L82 163V164H80ZM86 162H87V163H86ZM98 162H99V161H98ZM98 162H97V163H98ZM159 162H160V163H159ZM181 162H182V163H181ZM186 162H187V163H186ZM209 162H210V163H209ZM217 162L219 163V166H218V163H217ZM77 163H79V164L82 165V166H78L79 164H77ZM83 163H84V164H83ZM85 163H86L87 165H86ZM88 163H89V164H88ZM163 163H164V164H163ZM184 163H185V164H184ZM193 163H194V164H193ZM200 163H201V164H200ZM45 164H44V165H45ZM75 164L79 167V168L76 167V170H77V168H78L77 173L74 172V171H72V170H70V169H71L70 167H72V166L75 167V166H76ZM173 164H176V165L179 164V165L176 166V167H173ZM204 164H205V165H204ZM206 164H207V165H206ZM208 164H209V165H208ZM61 165H62V166H61ZM69 165H71V166H69ZM154 165H152V167H154ZM160 165H161V166H160ZM164 165H166L167 168H166ZM168 165L171 166V168H172L173 171H174L175 169H176V170H179V171H183L181 174H180V172H179V175H178L179 177L177 176L178 179H177L176 177H175L176 179H171V178H172V174H171V176H169V177L166 176L167 174H170V173H168V167H169ZM180 165H181V166H180ZM183 165H185L184 168H182ZM202 165H203V166H202ZM50 166H49V167H50ZM68 166H69V167H68ZM95 166H97V165H95ZM158 166H159V167H158ZM66 167H67V169H68L69 171L67 170L66 172H64V171H65L64 168H66ZM83 167H84V169H83ZM92 167H94V168H92ZM97 167H99V165H98ZM155 167H154V168H155ZM164 167H165L167 170H166ZM199 167L197 168V171L199 170ZM201 167H202V168H201ZM212 167L210 166V168H212ZM53 168H51V170H53ZM55 168H54V169H55ZM85 168H91V171H92V170H93V171L95 170V173H96V171L98 170V172L101 173V175L99 174L100 176L98 177V179H103V178L106 177V175H108L107 177H108V180H110V181L107 182L108 185H107V184H106V185H107V189H108V186H109V187H112V191H111L112 193L110 192V189H111V188H109V190H108L109 193H108V191L104 190L105 188H104L103 186H104L105 184H104V185L101 184V183H102L101 181H98V180H97V182H101V183H99V184L96 182V180L93 181L94 179H96L95 176L97 175L98 172H97L96 174H94V175H95V176H94L95 178H94V177L92 178V177H91V175H92L91 172H90V173H89L88 171H87L88 173H86V171H85V172L83 171L84 173L81 172L82 170H85ZM173 168H174V169H173ZM178 168H180L181 170L178 169ZM185 168H186V169H185ZM216 168H215V169H216ZM72 169H74V168H72ZM169 169H170V167H169ZM182 169H185V170H182ZM207 169H206V170H207ZM215 169H214V170H215ZM55 170H56V169H55ZM57 170H56V172H57ZM63 170H64V171H63ZM79 170H81V171H80V174L82 173L83 175H86V176H82V178H83V177L86 178L88 175L90 176V177H88V178H91V179H89V180H92L91 182L93 183V184H92V185H93V188L95 189V187H96L95 190H97L98 187L101 189L102 192L99 193V194H100V197L102 196L104 199L106 198L107 200H109V201H108V202H110L109 204H111V201H112V204H111V205L108 204V205H109L108 207H106L107 205H106V206H100V207H101V210L103 211V212H102L103 214L100 213V212H101L100 209H99L100 207L97 208V210L94 209V207H95V208L98 207V206H96L95 204L100 205L101 203L98 204V203L100 202V199L97 200V201H99V202L96 203V199H94V198H95V197L98 198L99 196H98L97 194H94L93 191H92V192L90 191L91 189L93 190V188L91 187L90 190H89V188H88L87 190H88L89 192H91V194H93V195H97L98 197L92 195L93 197L90 198L89 195H88V196L86 195V194H90V193L86 190V187H87V186L84 187V188H85V189H84V188L82 187V185H80V184H82V181H83V180L81 179V176H79V175H80V174L78 173ZM88 170H89V169H88ZM200 170H199V171H200ZM204 170H205V169H204ZM206 170H205V171H206ZM211 170H212V169H211ZM214 170H213V171H214ZM220 170H219V171H220ZM71 171H72V172H71ZM157 171H158V170H157ZM195 171H196V170H195ZM199 171H198V172H199ZM219 171L216 169V170H215V173H213V174L216 175V172H217V174H218ZM52 172L54 173V171H51V172H49V173H52ZM56 172H55V174H57ZM61 172H63V173H61ZM161 172H160V174L163 173V172H162V173H161ZM201 172H202V171H201ZM221 172H223V169H222ZM47 173H48V172H47ZM47 173H46V174H47ZM49 173H48V174H49ZM125 173H126V172H125ZM130 173H131V172H130ZM139 173H140V172H139ZM143 173H144V172H143ZM157 173H158V172H157ZM206 173H207V172H205V174H206ZM209 173H210V172H208V174H209ZM211 173H212V172H211ZM211 173H210V174H211ZM38 174H39V173H38ZM78 174H79V175H78ZM82 174H81V175H82ZM90 174H91V175H90ZM112 174H113V173H112ZM117 174H118V173H117ZM122 174H123V173H121L120 175L122 176ZM126 174H128V173H126ZM141 174H142V172H141ZM148 174H149V173L147 172L146 175H148ZM151 174H152V173H151ZM151 174H150V175H151ZM185 174H187V173H185ZM185 174H184V175H185ZM196 174H198V173H196ZM205 174H204V176H203V172H202V174L199 173V175H198V176H199L198 178H200V175H201V178L203 179V182H205L203 185H200V186H201V189H203V190L205 189V188H204V187H205V184L207 185V183H208L207 180H206V179H208V178H206V176H207L208 174H206V175H205ZM49 175H50V174H49ZM49 175H48V176H49ZM124 175H125V174H123L122 177H124ZM136 175H137V173H136ZM139 175H140V174H139ZM150 175H148V179H146L147 182H148V181H149V182L151 181V180H149V179H150V178H149ZM153 175H154V174H153ZM155 175H156V174H155ZM176 175H177V174H176ZM211 175H212V174H211ZM48 176H47V177H48ZM56 176H57V177H56ZM78 176H79L80 178H79ZM92 176H93V175H92ZM117 176H118V175H117ZM142 176L144 177L145 175L142 174L141 177H142ZM181 176L184 177V178H182ZM202 176H203V177H202ZM209 176H210V175H208L207 177H209ZM221 176H222V175H221ZM45 177H46V175H45ZM111 177H112V175H111ZM126 177H127V176H126ZM145 177H146V176H145ZM145 177H144V178H145ZM150 177H151V176H150ZM156 177H157V176H156ZM204 177H205V178H204ZM210 177H211V176H210ZM49 178H48V179H49ZM85 178H83V179L85 180ZM88 178H87V180H88ZM119 178H120V177H119ZM124 178H125V177H124ZM124 178H123V179H124ZM132 178H134V177H132ZM136 178L138 179V176H137ZM136 178H135V179H136ZM153 178H154V177H153ZM153 178L151 177V179H153ZM180 178H182L183 180H181ZM44 179H45V178H44ZM69 179L75 181V182L70 181V183H69L70 186H68ZM80 179H81V180H80ZM105 179H106V178H105ZM135 179H133V180H135ZM155 179H156V178H155ZM46 180H47V178H46ZM77 180H78V181H81V182L78 183ZM106 180H107V179H106ZM108 180H107V181H108ZM121 180H122V179H121ZM130 180H132V179L130 178ZM133 180H132V181H133ZM146 180H145V184L147 183ZM175 180H176V183H177V184L174 183ZM177 180H180V181H177ZM197 180H200V179H197ZM47 181H48V180H47ZM47 181H46V182H47ZM66 181H68V182H66ZM102 181H103V180H102ZM123 181H125V180H123ZM127 181H128V180H127ZM127 181H126V184L123 182V183L125 184V186H127V183H128ZM132 181H131V182H132ZM140 181H141V180H140ZM140 181L136 180V182H140ZM43 182H45V181L43 180ZM48 182H49V181H48ZM86 182H87V181H86ZM91 182H89V184H90ZM95 182H96L99 186H94V184H96ZM111 182H114V181L112 180ZM142 182H143V181H142ZM197 182H200V181H197ZM203 182H200L199 184H201V183H203ZM206 182H207V183H206ZM53 183H55V181H54ZM73 183H74V184H73ZM83 183H84V181H83ZM123 183H122V184H123ZM129 183H130V182H129ZM129 183H128V184H129ZM151 183H152V182H151ZM75 184H78V186L80 185L81 188H83V190H86V191H82V189H81L80 187H79V189H80L81 191H79L78 186L75 185ZM84 184H86V183H84ZM87 184H88V182H87ZM89 184H88V186H89ZM100 184L102 185L103 190H102ZM124 184H123V186H124ZM130 184H131V183H130ZM132 184H136V186L138 187V185H137L138 183H135V181H133ZM132 184H131V185H132ZM139 184H140V183H139ZM141 184H142V183H141ZM145 184H144V185L142 184L143 187H145V188H146V187H149V185H148V186H145ZM148 184H149V183H148ZM152 184H153V183H152ZM154 184H155V183H154ZM173 184L170 183L171 186H172ZM199 184H198V187H200ZM74 185L77 186V187H74ZM92 185H91V186H92ZM131 185L128 186V187H126L127 189H125V190H129V191L131 192L132 189L129 188V187H131ZM142 185H140L139 188H141ZM146 185H147V184H146ZM166 185H167V184H165V186H166ZM170 185H167L166 189H167V188L170 189V187H171ZM175 185L172 186V187H175ZM211 185H212V184H211ZM125 186H124V187H125ZM132 186H133V185H132ZM136 186H135L134 188H137ZM169 186H170V187H169ZM179 186H180V183H179ZM202 186H203V187H202ZM70 187H72V188L70 189ZM158 187H157V188H158ZM180 187H181V186H180ZM207 187H209V185L206 186V189H205L206 191L204 190V193L206 192V194H207V189H208ZM23 188L25 189V190L22 191L23 194L18 193V194H19V195H18L17 192H21V190H22ZM40 188H41L42 190H41ZM44 188H45V187H44ZM52 188H53V189H52ZM75 188L77 189L78 192L76 191ZM128 188H129V189H128ZM145 188H144V189H145ZM6 189H7V188H6ZM12 189H13V191L16 190V191H15L16 193L13 192ZM14 189H15V190H14ZM19 189H20V191H19ZM67 189H68V190H67ZM72 189H73V190H72ZM100 189H98V190L100 191ZM137 189H138V188H137ZM137 189H135V190H137ZM147 189H148V188H147ZM150 189H151V188H150ZM159 189H160V188H159ZM159 189H158V191H159ZM162 189H163V188H162ZM169 189H168V190H169ZM171 189L174 191L173 188H171ZM179 189H180V188H179ZM26 190H27V191H26ZM55 190H56V192H59V193L61 192V194L56 193ZM69 190L72 192L71 194H70V192H69V193L67 192V191H69ZM121 190H123V189L121 188ZM121 190H120V191L118 190V191H116V192H118V194H120L119 192H121ZM125 190H123V191H125ZM141 190H143V189H141ZM141 190H140V191H141ZM145 190H146V189H145ZM152 190H151V191H152ZM175 190L177 191L176 187H175ZM7 191H10V192L12 191V193H13V194L15 193V194L12 195V193L7 192ZM25 191H26L28 194L25 193ZM40 191H42L43 194H42ZM99 191H98V192H99ZM103 191H105V192H103ZM132 191H133V190H132ZM140 191H138V192H140ZM158 191H157V189H156L157 194H158ZM160 191H162V190H160ZM163 191L165 192V187H164ZM169 191H170V190H169ZM173 191H172V192H173ZM65 192H66V193H65ZM73 192L76 193V196H77V195L79 196V197H77L78 199L81 198V200H82V197H81V195H80L81 193L78 194L79 192H82V194H83L82 196H84V199L82 200L83 203H81V200H80V203L78 204L79 207H78V206H75V205H77V204H74L75 201H76L77 199L75 200V199H73V198H71V197H70V198L68 197V196H70V195L73 196V195H72ZM95 192H97V191H95ZM98 192H97V193H98ZM106 192L108 193V194H107L108 198H107L106 195H105ZM126 192H127V191H126ZM141 192H142V191H141ZM141 192H140V193H141ZM143 192H145V191L143 190ZM170 192H171V191H170ZM9 193H10V194H9ZM64 193H65L66 195H65ZM67 193H68V194H67ZM75 193H74V196H75ZM85 193H86V194H85ZM102 193H104V196H103ZM128 193H129V192H128ZM136 193H137V191H136ZM173 193H174V192H173ZM180 193H181V192L179 191V195H180ZM204 193L201 192L200 194L203 195ZM26 194H27V195H26ZM41 194H42V195H41ZM53 194H54V196H53ZM57 194H59L60 196L57 195ZM84 194L87 196V201L85 200L86 197H85ZM116 194H117V193H116ZM116 194L114 193V195H116ZM130 194H131V193H130ZM130 194H127V195H130ZM132 194L135 195L134 191H133ZM132 194H131V195H132ZM159 194H160V193H159ZM181 194H183V193H181ZM200 194H199V195H200ZM10 195H11V196H10ZM17 195H18V196H17ZM20 195H21V196H20ZM23 195H24V196H23ZM29 195H30V197L28 198ZM43 195H44V196H47V195H48V197H46V198H47V199H46V202L43 201L44 198H45ZM51 195H52L53 197H55V196H56V197H55V198H52V197L50 198ZM5 196H6V197H5ZM7 196H8V197H7ZM22 196H23V197H22ZM26 196H27V197H26ZM41 196H42V197H41ZM57 196H58V197H57ZM62 196H63V197H62ZM132 196H133V195H132ZM137 196H138V195H137ZM142 196H143V193H141L140 196H139L138 198H140V197L142 198ZM181 196H182V195H181ZM9 197H11V198L9 199ZM88 197H89V198H88ZM116 197H117V195H116ZM123 197H125V196L123 195ZM145 197H146V196L144 195V198H145ZM203 197H204V196H203ZM7 198H8V199H7ZM23 198H26V199H28V200L23 199ZM48 198H49L50 200H49ZM57 198H58V200H57ZM63 198H64V199H63ZM65 198H66V199H65ZM75 198H76V197H75ZM92 198H93V200H92ZM121 198H122V197H121ZM125 198H126V197H125ZM128 198H129V197L127 196L126 199H128ZM133 198H134V197H133ZM133 198H132V199H133ZM144 198H143V199H144ZM22 199H23V200H22ZM72 199H73L74 201H73ZM89 199H90V201H89ZM101 199H102V198H101ZM106 199H105L104 203L107 201ZM112 199H113V197H112ZM126 199H125V200H126ZM132 199L130 198L129 200L133 201ZM135 199H136V198H135ZM135 199H134V200H135ZM145 199H146V198H145ZM202 199H203V198H202ZM37 200H38V204H40L39 207H38V204H37L36 202L34 203V201H37ZM48 200H49V201H48ZM51 200H52L53 202H51ZM55 200H57L58 202L55 201ZM59 200H61V203H60ZM71 200H72L73 202H72ZM84 200H85V201H84ZM123 200H124V199H123ZM179 200H180V198H179ZM11 201H13V199H12ZM11 201L9 202V204H10V203L12 204ZM40 201H43V202H40ZM88 201H89V202H88ZM93 201H94V202H93ZM115 201L117 202V204H115V206H112V205H114L113 203H115ZM127 201H128V200H127ZM135 201H136V200H135ZM138 201H140V200H138ZM183 201H184V199H183V197H182V199H181V201H180V204H181V202L183 203ZM190 201L193 202V198H192L191 200H188V202H190ZM62 202H63V203H62ZM66 202H67V203H66ZM68 202H69V203H68ZM78 202H79V201L77 200L76 203H78ZM87 202L89 203V205H90V204H91V205L93 204L92 206H94V207H93V209H92V207H91L92 210L89 209V205H88ZM91 202H92V203H91ZM101 202H103V201H101ZM192 202H190V203L193 205ZM27 203H28V202H27ZM27 203H26L25 207H27V208L29 209V204L27 205ZM59 203H60L61 205H60ZM65 203H66V204H65ZM132 203H133V202H132ZM144 203L147 204L148 202L145 201ZM144 203H143V201H142V204H144ZM11 204H10V205H11ZM15 204H16V203H15ZM17 204H18V203H17ZM33 204H34V205H33ZM35 204H36V205H35ZM41 204H42V205H41ZM57 204H58V205H57ZM68 204H69V205H68ZM82 204H83V205H82ZM85 204H86V205H85ZM126 204H127V203H126ZM128 204H129V203H128ZM137 204L140 205L141 202H140V203H137ZM142 204H141V206H142ZM146 204H145V205H146ZM46 205H47L48 207H49V205H50L51 208H50V207L47 208ZM51 205H52V206H51ZM72 205H74L73 208H72ZM104 205H105V204H104ZM133 205H134V204H133ZM133 205L131 204V205H129V206H133ZM135 205H136V204H135ZM138 205L133 206V207L137 210V211L134 210L135 213L137 212V214H140V211L138 212V209L140 208V210H141V207L139 206V208H138ZM8 206H9V205H8ZM13 206H14V204H13ZM15 206L17 207V205H15ZM18 206H20V203L18 204ZM21 206H22V204H21ZM45 206H46V207H45ZM61 206H62V208H61ZM70 206H71V207H70ZM80 206H82V208H81ZM84 206H85V207H84ZM86 206L88 207V209H86V208H87ZM111 206H112V208H114V209H112V211H111V210H110V211H107V208L110 209ZM118 206H119V204L117 205V207H118ZM125 206H126V207H125ZM10 207H11V206H10ZM33 207H35V208H33ZM41 207H42V208H41ZM44 207H45V208H44ZM52 207H53V208H52ZM56 207L58 208V210H59L60 212L56 209ZM65 207H66V211H65ZM76 207H77V208H81V210H80V209H77ZM102 207H104V209H102ZM105 207H106V208H105ZM136 207H137V208H136ZM146 207H147V205H146ZM127 208H128V207H127ZM134 208H133V209H134ZM144 208H145V207H144ZM144 208H142V210H143ZM148 208H149V207H147V209H148ZM31 209H29V210L32 211ZM39 209H41V210H39ZM49 209H50V210H51V209H52V210L54 209V210H53V212L51 213L50 211H48ZM61 209H62V210H61ZM72 209H73V210H72ZM76 209H77V210H76ZM84 209H86L85 212H84ZM105 209H106V211H105ZM131 209H132V208H131ZM145 209H146V208H145ZM147 209H146V210H147ZM67 210H69V212H68V214H67V216H66ZM70 210H71V211H70ZM74 210H75V211H74ZM88 210H90V211H88ZM115 210H116V213H115ZM142 210H141V214L143 213ZM146 210H144V213L146 212ZM149 210H150V208H149ZM54 211H55V212H54ZM56 211H58L59 213H58V212L56 213ZM72 211H73V214H71ZM93 211H94V213H93ZM95 211H97V212H95ZM98 211H99V212H98ZM104 211H105V212H109V215H110V212H111V215L116 214V216L114 215V217H113V216L110 215V217L112 218V220L105 219L106 217H105V218H99V219L97 220V218L94 217V215H95L96 213H97V216H98V217L100 216V214L104 215V213H105ZM113 211H114V212H113ZM125 211H126V212H125ZM132 211H133V210H132ZM151 211H152V210H151ZM6 212H7L8 214H6ZM35 212H33V213H35ZM48 212H50V214H52V216H50V214H49ZM74 212H75V213L77 212L79 215L81 214V216H84V217L86 216L88 219H87V218L84 219V217L78 216V215H76ZM80 212H81V213H80ZM86 212H87V213H86ZM88 212H89V213H93L94 215H93V214H88ZM112 212H113V214H112ZM148 212H149V211H148ZM153 212H154V210H153ZM44 213H45V215H44ZM83 213H84V214H83ZM98 213H100V214L98 215ZM117 213L120 214V215L118 216ZM129 213H131V212H129ZM132 213H133V212H132ZM132 213H131V215H130V214H129V215H130V216L135 215L134 213H133V214H132ZM146 213H147V212H146ZM146 213H145V214H146ZM154 213H155V212H154ZM31 214H32V213H31ZM39 214H40V215H39ZM47 214H49V216H48ZM53 214H54V215H53ZM56 214H57L58 216H56ZM86 214H87V215H86ZM105 214L107 215V213H105ZM127 214H128V213H127ZM137 214H136V215H137ZM141 214H140V215H141ZM9 215H10V216H9ZM75 215H76V218H75ZM92 215H93V216H92ZM142 215H143V214H142ZM153 215H154V214H152V212H151V215H150V218L148 219V221H150V222L153 221V220L151 221V218H152L151 216H153ZM189 215H190V213H188V216L186 215L187 217H186L185 215H183V216H185L186 218L190 219V216H189ZM30 216H31V217H30ZM71 216H72V217H71ZM88 216H89V217L91 216V217L89 218ZM104 216H105V215H104ZM130 216H129V217H130ZM137 216H138V215H137ZM144 216H145V215H144ZM155 216H156V215H155ZM157 216H158V215H157ZM178 216H179V215H177V217H178ZM11 217H12V218H11ZM45 217H46L47 219H45ZM49 217H50V218H49ZM53 217H54V218H53ZM55 217H56L57 222H58V223L56 222V224H60V222H61V224H64V223H62V222H65V224L67 223V225H68V222H69V221H68V217H69V220H70V222H69V226L71 225L70 227H71V229L73 228V229H72L73 231L69 230L68 232L71 233L72 235H73V232H75V231H76V232L79 231L81 234H85V236L87 235V233H88L89 235L86 236V237H87V238H86L84 235L80 236L81 234H80L79 232H78V233L75 232V234H77V236H76V235H75V236H76L78 239H76V237L73 238V236H72L71 234H70L71 236H69V237H65V236H67V234H65V233H67V230L70 229V228H69V226H67V225H66V226H67L68 228H67L66 226L62 225V226H63V227H62V228H63L62 230H64L65 227H66V229H67V230H65V231H66L65 233H62V232H61L62 234H65L64 237L66 238V240H64L65 238H62V237H61L62 240H64V241H60L61 238L59 237L58 234H60L59 230H61V229H59V228H58L59 226H56L55 223L53 222V221H55ZM101 217H102V216H101ZM115 217H116V218H115ZM132 217H134V216H132ZM138 217H139V216H138ZM142 217H143V216H140L141 219H144V218L147 217V216H145L144 218H142ZM174 217H175V216H173V218H174ZM177 217H176V218H177ZM185 217H179V218H185ZM191 217H193V216L191 215ZM5 218L7 219V221H8L9 223H11V221H12V224L10 225L9 223H6V219H5ZM10 218H11V219L14 218L16 221L13 219V220L15 221V222H13V220H11ZM42 218H43V219H42ZM51 218H52V220H53V221L51 220L52 223H51V221H50V222L48 221V219H51ZM64 218H65V219H64ZM82 218H83V219H82ZM91 218H92V220H93V218H96V219H95V222L97 221V223L95 224L94 220H93V222H92V220H90ZM114 218H115V220H114ZM126 218H127V215H126ZM154 218H155V217H154ZM154 218H153V219H154ZM157 218H158V217H157ZM171 218H172V217H171ZM173 218H172V219H173ZM8 219H9L10 221H9ZM17 219H18V220H17ZM40 219L43 220V221H41ZM59 219H60V221H59ZM75 219H76V221H75L76 224L73 225V224H74L73 221H74ZM80 219H81L82 221H81ZM86 219H87V222H86ZM100 219H102L103 223H102V221H101ZM104 219L107 220V221H104ZM120 219H119V220H120ZM134 219L136 220V218H134ZM141 219H138L139 222H140V223L138 222V224H139V225L141 224L140 226H142V223L144 222V221L141 222ZM155 219H156V218H155ZM155 219H154V221H156ZM165 219H167V218H165ZM165 219L163 220V222L166 223L167 225H169L170 223H171L173 226H176V225H177V224L175 223V222H177L176 220H175V221L173 220L174 222L172 223V222H171V219H170V221H168V223H169V224H168V223H167V220H168V219H167V220H165ZM4 220H5V221H4ZM34 220H40L39 222H40L41 225H40V224H37V223H39V222H37V221H36L35 224H34ZM44 220H46V221H44ZM63 220H64V221H63ZM66 220H67V221H66ZM84 220H85V223H86V224L84 223ZM88 220H89V221H88ZM124 220H123V221H124ZM126 220L128 221L129 219L127 218ZM161 220H162V219H161ZM177 220H178V219H177ZM192 220H193L192 218H191V220H188L189 223H190V221H191V224L194 223V221H192ZM18 221H19V222H18ZM71 221H72V224H71ZM90 221H91V222H90ZM99 221H101L100 224H101L102 226L98 223ZM108 221H109L110 223H109ZM120 221H121V220H120ZM120 221H118V222H119V225H121V226H118V227H120V228H118V227H116L117 229L115 228L116 231L119 230V232L122 231V230H121V229H122L121 227H123L124 225H126L127 223H129L130 221H132V218L130 217V221H128V222L125 223V224H123L124 222H122V221L120 222ZM146 221H147V220H145V222H144L145 225L147 224ZM154 221H153V222H154ZM157 221H158V219H157ZM157 221H156V222H157ZM178 221H179V220H178ZM195 221H196V220H195ZM199 221H200V220H199ZM1 222H2L3 224H2ZM42 222H43V223H42ZM82 222H83V223H82ZM107 222H108V223H107ZM125 222H126V221H125ZM132 222H133V221H132ZM135 222L137 223V220L134 221V223H135ZM156 222L153 223V226H151V224L149 225V227H150V226H151V227H156V228H154V229L152 228L154 231L157 230V223H162V222H160V219H159V221H158L157 223H156ZM197 222H198V220L194 223V225H193L194 227H197V226H195V224H196ZM4 223H6V226H4V225H5ZM14 223H15V224H14ZM31 223H33V225H32ZM50 223H51V226H50ZM92 223H93V226L91 225ZM106 223H107V224H106ZM130 223H131V222H130ZM130 223H129V225H130V227H131L132 225H131ZM136 223H135V231H134V229H132L133 227H131L133 233H131L132 231L129 232V231H130L129 228H128L129 231H128V229H126V227H127V225H126V227L124 226L125 228L123 227V229H124L125 231L123 230V232H121V236H122V237L119 236L120 233H118V232L116 233L117 235L114 234V233H115V231H114L115 229H114V228L111 229L113 233H112V232H110V233L113 234V235H115V236H113V235H111V234L109 233L108 230H110V229L108 228V230L106 229V230L108 231L107 234H106V235H107L106 237H108V236H109L108 238H110L111 236H112V237H117V238L119 237V238H120V241H121L122 239H123V240L126 239V241H128L129 238H130L129 236H131L130 240H132V239L134 238L133 240H135V242H136V243L134 242V243H135L134 246H137V247H135L136 250H137V248H142V249H141L142 252H141L140 250H137V251L135 250V253H136L137 255L140 254L139 251L141 252V254H140V255H141V258H140V257H139V258L142 259V260H140V259L137 257V255H135V256L132 255L131 252H133V251H131V252L128 251V252H127L128 248H131V246L133 245V244L128 245V242L130 243V241L126 242V241L124 240V243H125V242H126V243L123 244V245H128V246H126V248H125V246H122V242H123V241H122V242H119V238H118V239L116 238V239L118 240V244L121 245V246L123 247V248L121 247V249H123V250L126 249V251H124V252H127V253H126V255H125V254H124V255L127 256V254H128L127 257H124V255L121 254L122 257L124 258V260H123V258L121 257V255H119V254H120L119 252L124 253L123 250L120 251L121 249H118V248H120V246H119L118 244H116L117 242L115 243V241H117V240H116L115 238H114L115 240H114V239L112 240V237H111V241H110V243H109V242H108V243L111 244V242L114 241V242H112V244H111V246L113 247L112 250H111V247H110L109 244H108L109 247H107V246H108L107 244H104V246L106 245V249H107L108 251H107L106 249L104 250V249L102 248L104 251H100V252H101V255H100L99 257H97V258H99L100 260L96 258V262H97L96 264H98V262L101 261V260L103 261L104 259H105V260L103 261V263L107 264L108 262L106 263L105 261H111V260H112V259H111V260H108V257H111V256H112L111 258H113L114 255H116L115 253L118 252V251H119V252H118L117 255H119L122 259H121V258H119V259L117 258V259H116V258L114 257L113 261L116 259V260H117L116 262L121 261V263H124V264H125L124 261H126V263H129V262H128V259H129V261L132 260V259L134 260V257H137L136 260H135L136 263L139 262V261H141V263H138V264H142V263L144 264V262H145L146 259L144 260V258H142V257H144V256L149 257L152 253H153V254L150 256V260L154 261V263H153V262L151 263L150 260H148V261H150V262H147V260H146L145 263H148V264H149V263H151V264H155V263L158 262V264H160V263H161V264H164L165 261H168V263H169V260L172 261V262H174L175 259H178V258H179L178 260H180V261H179V263H180V262H181V257H183V258L186 257V258H184V259H186V260H188L189 258H194V257L196 258V257H197V258L194 259V260H195V261H196L197 259H198V261L200 260L201 262L199 261V263H202V264H215L216 262H215L214 260H215V259L217 260V253L219 254V256H218V260H217V261H219V259H222V260H223L222 257H223V256H226V255H225L226 252H228L227 256H228L229 258H228V257H224L225 259L227 258V259L224 260V261L227 262V264H229V263H228V260H230V259H231V260H234V259H232L230 256L233 257L235 254H237V252L235 253L233 250H234V249H235V250L237 249V251L240 252L241 249H244V248H242V247H244V245H245V244L242 245L241 249L239 248L240 250H238V247L241 246V244H239V240L236 241L234 238H232V239H230V240L227 241V240H224L225 238H224V239L222 238V240H221V238H220V239L218 238V242H219L220 240H221V242H224V243H223V248H221L222 245H221V244H220V246L218 245L216 238H215V240H216L217 245H215L214 239L212 240V238H211L210 236H209V238H211V241H210V239L208 238V236H205V237H207V238L209 239L208 241L206 240V241H207L206 245L209 243L208 245L211 246V242L213 241V242H214L213 245H214V247H216L215 249L212 247L213 245L211 246L212 249H211V247H210V248H207L208 246L204 245V244H205L204 240L201 241V242H204V243H203V246H202V245H201L202 243H200V241L197 242L198 239H195V238H198V237H195L194 239L192 238V239L194 240V243L191 242V241H189V242H191V244H192V245H191L190 243H187V242H188L187 239H186V240H187V241H186V240H184V239H185V238H184V239H183L184 241H183L181 236L184 237V234H185V233H183V232H189V234H188V233H187V234H188L189 236H192V237H193V236H194V233H195L196 230H195V229L193 230L194 227H192L191 224H189V225L191 226L192 230H191L190 228L186 227L185 224H182V225H185V226H182V228H181V227H176V228H178V229H176L175 227L171 226V230H172L171 232H172L173 235H174V232H178V233L181 232V234H182L181 236H179V235H175L176 238H177V236L179 237V238H177V240L179 239L178 242H176V238H175V237H174V238H175V239H174L175 242H174V241H173V242L171 241L172 244H173V243L175 244V245H174V244H173V245H174L176 248L173 247V246H169V245H171V244H169L170 242H169V243L166 242L167 240H170L171 238L169 239V237H168V239H166L167 237H166V238H161V237H160V236H162V235H163V237H164V235H165V236H167V235L170 236V234H167V233H166V234H167V235H166L165 232L163 231V232H160L161 234L158 236L159 233H158V230H157V232H156V233H153V235L155 234V235H154L155 237H156V236L159 237V238L157 237L158 242H157V241H156V242L154 241L155 238L153 237V235H149L148 237L152 236V237H150V238H151V239L154 238V239H153V241H152L151 239H149V240H150L149 243H148V241L145 242V243H148V245H150V248H149L148 246H146L147 244L145 245V246L149 249V250H146L147 248H146L145 246H143V245H144V242H142V241H143L144 238H146V240L148 239L147 236H146L147 233H146V231H145V229H146V228L148 229V227H147V225H146L145 229H144V225H143V227H140V228L144 229V231H145V233H146V234L144 233L145 235L143 234V235L146 236V237H143V239H142V236H143V235L140 234V233H142V232H144V231H141L142 229H140V232H139V229H138L139 226H137ZM144 223H143V224H144ZM148 223H149V222H148ZM174 223H175L176 225H175ZM177 223H180V222H177ZM181 223H182V222H181ZM198 223H199V224H198L199 226L197 227L198 230H199V228H201V227L203 228V226H201V224H202V225L206 224V226L209 225V221H208L206 218L202 219L201 222H198ZM29 224L31 225L32 228L29 226ZM36 224H37V225H36ZM48 224H49V225H48ZM52 224H54V225L57 227L58 230L55 229L56 227H53ZM80 224H81V225H80ZM87 224H88V225H91V226H87ZM97 224H99L98 227H96ZM122 224H123V226H122ZM155 224H156V225H155ZM162 224H163V223H162ZM171 224H170V225H171ZM12 225H13V226H12ZM27 225H28V227H29L30 229H33L34 226L37 228V229L34 228V229H36V230L33 229V230H34V235H35L36 237L33 235V238H32V235L30 234V232L32 233L33 230H30L29 228L27 229ZM39 225H40V227H39ZM79 225H80V226H79ZM82 225H83V226H82ZM85 225H86V227H85ZM111 225H112V226H111ZM133 225H134V224H133ZM170 225H169V226H170ZM179 225H181V224H178V226H179ZM196 225H197V224H196ZM7 226H11V227L8 228ZM48 226H50L51 228H49ZM73 226H76L75 229H74ZM94 226H95V228H94ZM99 226H101V227H100V229L98 230ZM164 226L166 227V225H163V227H164ZM200 226H201V227H200ZM204 226H205V225H204ZM17 227H18L19 230L17 229ZM38 227H39V229H38ZM52 227H53V229H55V230L58 231V232L56 231L57 234H56V233L53 234V232H54L55 230H51ZM78 227H79V229H78ZM89 227H90V228H89ZM159 227H161L160 229H163L162 226H161V224H159ZM167 227H168V226H167ZM208 227H209V226H208ZM7 228H8L9 230H8ZM14 228H15V229H14ZM60 228H61V226H60ZM76 228H77V230H76ZM80 228H81V229H80ZM83 228H84V229H83ZM184 228H187V229H185V230L190 229L191 231H194V232H191V231H184ZM202 228H201V230H202ZM12 229H14L13 232L16 231V230H17V231L14 232V234H13V233L11 232ZM47 229H48V230H47ZM85 229H86V230H85ZM87 229H88V231H89L90 233L87 232ZM89 229H90L91 231H90ZM94 229H95V230H94ZM181 229H183V231H180ZM203 229H204V228H203ZM206 229H207V227H206ZM2 230H3V231H2ZM6 230H7V231H6ZM27 230H30V232L27 231ZM46 230H47V231H46ZM49 230L51 231L50 233H49ZM84 230H85V231H84ZM97 230H98V232H97ZM111 230H110V231H111ZM150 230H151V229H150ZM150 230H147L148 234H149V233H150V234L152 233ZM153 230H152V231H153ZM163 230H164V229H163ZM166 230H167V229H166ZM169 230H170V227H169ZM177 230H179V231H177ZM201 230H200L199 232L197 231L198 233L196 232V233H197V236L200 235ZM9 231H10V232H9ZM18 231H19V234H20V235L18 234ZM20 231H21L22 233H20ZM43 231H42V232H43ZM52 231H53V232H52ZM70 231H71V232H70ZM83 231H84V232H87V233H84ZM92 231H93V232H92ZM94 231H96V234H95ZM154 231H153V232H154ZM159 231H160V230H159ZM27 232H28V233H27ZM36 232H37V233H36ZM91 232H92V233H91ZM127 232H128V233H127ZM134 232H136V233L138 232V233H139L138 235H139V236L142 235V236H141V237H136V236H138V235H136V233H135V236H134V235H133V236H132V235H128V234H134ZM167 232H168V231H167ZM190 232H191V233H190ZM16 233H17V234H16ZM23 233H24V234H23ZM25 233H27L28 235L25 234ZM35 233H36V234H35ZM40 233H41V232H40ZM104 233H106V232H103V235H105ZM157 233H158V234H157ZM162 233H164V234H162ZM168 233H169V232H168ZM196 233H195V234H196ZM5 234H8V236L6 235L7 237H5ZM15 234H16V236H15ZM29 234H30V236H29ZM79 234H80V235H79ZM93 234H94V235H93ZM124 234H125V235H124ZM156 234H157V235H156ZM1 235H0V236H1ZM9 235H11V236H9ZM78 235H79V237H78ZM90 235H91V236H90ZM95 235H96V236H95ZM126 235H127V236H126ZM188 235H185L186 238H189ZM12 236H14V237H16V238H14V237H12ZM17 236H18V239H17ZM26 236H27V238H25ZM61 236H62V235H61ZM99 236H100V237H99ZM20 237H21V240H20ZM41 237L43 238V240L41 239ZM48 237H51V238H48ZM56 237H57V239H56L57 241L55 240ZM58 237H59V239H58ZM91 237H92V238H91ZM124 237H125V238H124ZM180 237H181V241H180ZM200 237H203V236L200 235ZM200 237H199V238H200ZM205 237H203L202 239H205ZM213 237H214V236H213ZM217 237H218V236H217ZM1 238H2V237H0V243H1V241H2ZM3 238H2V239H3ZM30 238H32V239H30ZM44 238H45V239H44ZM79 238H80V240L82 239V242L80 243L81 246H80L79 243H78V242H79ZM84 238H85V239H84ZM97 238H98V239H97ZM108 238H107V239H108ZM136 238H139L138 240H141V239H142L141 243H139L140 241L138 242V240H136ZM172 238H173V236H172ZM190 238H191V237H190ZM16 239L19 241V243H18V241H16ZM26 239H28V240H26ZM29 239H30V243H29ZM49 239H52V240L50 241ZM86 239H87V240H86ZM105 239H106V238H105ZM159 239H160V240H159ZM202 239L200 238V240H202ZM233 239H234V240H233ZM38 240H37V241H38ZM75 240H77V241H75ZM133 240H132V241H133ZM161 240H165V241H163V242H164V245L162 244L164 247L166 246L165 244L168 243V246H166V248L168 247V248H167L168 250H169V249L171 250L170 247L174 248L173 250H175V253H174V251L172 252V250H171V251L169 250V251L166 252L167 249H166V250L163 249L164 247L161 245L162 250H164V253H163V251L160 250L161 247H160V244H159V241H161ZM171 240H173V239H171ZM190 240H191V239H190ZM196 240H197V241H196ZM9 241H11V242H9ZM13 241L16 242L18 245H17V244H14ZM37 241H36V242H37ZM132 241H131V243H132ZM144 241H145V240H144ZM195 241H196V242H195ZM209 241H210V242H209ZM226 241H227V242H230V243H229L230 245L233 244V243L236 241V242L234 243L233 246L236 247V246L238 245L237 248L233 247L234 249H231V248H230L231 246L229 247V244H228V247H227V246L225 247V245L227 244ZM232 241H233V242H232ZM24 242H25V243H24ZM26 242H27V243H26ZM44 242H45V243H44ZM66 242H67V243H66ZM76 242L78 243V246H77ZM137 242H138V243H137ZM153 242H155V244L158 243L159 245H158V246H157V245L155 246V245L152 244ZM11 243H12V244H11ZM28 243H29V244H28ZM50 243H49V244H50ZM52 243H51V244H52ZM72 243H71V244H72ZM82 243H83V244H82ZM94 243H96V242H94ZM142 243H143V245H140V244H142ZM150 243H151V244H150ZM161 243H162V241H161ZM195 243H198V244L200 243V244H199V246H198V244L195 245ZM219 243H220V242H219ZM225 243H226V244H225ZM236 243H237V245H235ZM248 243H249V242H247V245H248ZM254 243H256V242H255V241H252V242H250V245H251V244L254 245ZM13 244H14V245H13ZM26 244H27V245H26ZM51 244H50V245H51ZM53 244H52L51 246H50V245H49V246L52 248V247H53ZM75 244H76V245H75ZM115 244H116V247H115ZM185 244H186V245L189 244V245H191V246H185ZM193 244L196 246V248H195V246H194ZM257 244H258V243H257ZM257 244L254 245V246H255V247H253L254 249L251 248L250 245H249V249L251 248L250 250L253 249L254 251H256V252H255V255H256V253L258 252V249H259V252L261 251L260 249H262V250L264 249V248H263V247H264V244H263V245H262V244H258V245H257ZM22 245H20V246H22ZM36 245H37V244H36ZM55 245H54V247H55ZM151 245H152V246H151ZM260 245H261V246H260ZM15 246H16V247H15ZM23 246H22V247H23ZM92 246H93V245H92ZM97 246H98V245H97ZM118 246H119V247H118ZM154 246H155L156 250H155V248H154V249L151 248V247H154ZM200 246H201V247H200ZM217 246H218V247H217ZM258 246H259V247H258ZM47 247H48V246H47ZM56 247H55V248H56ZM73 247H71V248H73ZM78 247H81V248H78ZM117 247H118V248H117ZM188 247H189V249H188ZM193 247H194V248H193ZM256 247H257V248H256ZM260 247H262V248H260ZM51 248H50V249H49V248H48V249H43V251L46 253V255H47L48 257H50L51 255H52V259L55 257V255H56V258H57L59 255H60L61 257H65V256H63L65 253H64V252H63L64 254L61 253V252H62V249H61V251H59V250H56L55 248H52V249H51ZM88 248H89V247H88ZM135 248L133 247L132 249H135ZM158 248H159V249H158ZM206 248H207L208 250H207ZM217 248H218V250H217ZM225 248H226V250H225ZM246 248L248 249V247H246V245H245V249H246ZM64 249H65V250H64ZM81 249H83V250H81ZM102 249H100V250H102ZM109 249H110V250H109ZM114 249H117L116 252L113 251ZM191 249H192V250H191ZM193 249H194V251H193ZM195 249H196V251H195ZM222 249H223V250H222ZM229 249H230V251H229ZM256 249H257V250H256ZM46 250H47L48 253H51V254L48 255L47 252H46ZM49 250H50V251L52 250L53 252H50ZM55 250H56V251H55ZM150 250H151V251L154 250V251L151 252ZM203 250H204V251H203ZM214 250L217 252L216 255L214 254V253H215ZM253 250H252V251H253ZM54 251H55L56 254L53 255L52 253H54ZM58 251H59L60 253H59ZM81 251L83 252V254H84V251H85V254H84V255H86L85 257H84V255H82V252H81ZM155 251H156V253H155ZM159 251H160V252H159ZM209 251H210V252H209ZM223 251H224V253H223ZM243 251H244V250H243ZM243 251L240 252V253H241L240 255H242V257H244V259H245V256H246V261H247V262H249L248 260H251V259H249V258H251V257H256V256L252 255V254H253L252 251H249V250H248V252L246 251V253H244L245 251H244V252H243ZM57 252H58V253H57ZM108 252H109V253H108ZM144 252H145V255H144ZM147 252H148V253H147ZM149 252H150V255H149ZM188 252H189V253H188ZM192 252H193V253H192ZM208 252H209V254H208ZM213 252H214V253H213ZM219 252H221L222 254L219 253ZM251 252H252V253H251ZM259 252H258V253H259ZM72 253H73V254H76V255H75V256L73 255V256H74V257H73V256H71ZM111 253H112L113 255H112ZM129 253H130V255H129ZM135 253H134V254H135ZM142 253H143L144 256H142ZM229 253H230V254H229ZM233 253H234V255H233ZM249 253H250V255H247V254H249ZM258 253H257V254H258ZM102 254H103V255H102ZM108 254H110L111 256L108 255ZM161 254H163V255H161ZM166 254H167V255H166ZM172 254H173V256H172ZM203 254H204L205 257H207L208 259H209L210 257H212V258H214V260H213L212 258H210V259H212V260H211V263H209L210 260H207V261H206V258L203 256ZM220 254L223 255V256H221V258H220ZM88 255H89V256H88ZM90 255H92L93 257H90ZM140 255H138V256H140ZM175 255L180 256V257L176 258ZM188 255H189V256L191 255L192 257H191V256L189 257ZM198 255H199V257H198ZM200 255H202L204 258L200 257ZM229 255H230V256H229ZM237 255H238V256H237L238 258L236 257L237 259L234 260V263H235V261H237V260L239 259V257H240V256H239V253H238ZM259 255H262V256L260 257V261H259L258 263H259V264H262L263 261H264V260H263V257H264V256H263V255H264V250H263L261 253H259ZM119 256H118V257H119ZM129 256H130V257H129ZM133 256H134V257H133ZM154 256H155L157 259H156ZM157 256H158V257H161V256H162V257L159 259ZM171 256H172V258L174 257V258H173L174 260H173L172 258H170ZM250 256H251V257H250ZM100 257H101V258H100ZM116 257H117V256H116ZM128 257H129V258H128ZM163 257H164V258H163ZM247 257H248V259H247ZM50 258H51V257H50ZM58 258H60V257H58ZM88 258H89V259H88ZM126 258H128V259L125 260ZM151 258H152V259H151ZM165 258H166V259H165ZM167 258H168V259H167ZM183 258H182V259H183ZM261 258H262V259H261ZM52 259H51V260H52ZM60 259H61V258H60ZM60 259H59V260H60ZM63 259H61V261H62ZM67 259H68V260H67ZM75 259L70 260V261H72V262L69 261V263L72 264V263H73V260H75ZM161 259H162V261L165 259V261L162 262ZM240 259H241V257H240ZM242 259H243V258H242ZM242 259H241V260H242ZM244 259H243V260H244ZM53 260H55V258H54ZM57 260H58V259H56L55 262H56ZM78 260H76V261H78ZM87 260H88V261H87ZM118 260H119V261H118ZM178 260H177V261H178ZM190 260H191V259H190ZM190 260H189V261H190ZM194 260L192 259L193 264H194V262H195ZM241 260H239L240 262H239V261H237V262L241 263ZM252 260H253V258H252ZM254 260H255V259H254ZM262 260H263V261H262ZM76 261H74V263H75ZM79 261H78V262H79ZM93 261H95V259H93ZM142 261H144V262H142ZM183 261H184V262H183L184 264L187 263V261H186V262H185V260H183ZM189 261H188V263H189V264H192V262L190 261V262H191V263H190ZM198 261H196V264H198ZM202 261H203V262H202ZM224 261H222V262L224 263ZM51 262H52V264H53L54 261H51ZM51 262H49V264H50ZM55 262H54V263H55ZM57 262H59L60 264L65 263V262H63V261H62V262L57 261ZM86 262H85V264H86ZM90 262H89V264H90ZM116 262H115V263L109 262V263H110V264H118V263H116ZM131 262H132V264H134L133 261H130V264H131ZM172 262H170L169 264H173ZM175 262H176V261H175ZM212 262H214V263H212ZM222 262H220V263L223 264ZM237 262H236V264H239V263H237ZM250 262H251V261H250ZM254 262H255V261H254ZM254 262H253V263H254ZM69 263H67V264H69ZM92 263H93V262H92ZM92 263H91V264H92ZM103 263H101V264H103ZM188 263H187V264H188ZM220 263L217 262V264H220ZM243 263H245V262H243ZM243 263H242V264H243ZM253 263H252V264H253ZM258 263H257V264H258ZM55 264H56V263H55ZM76 264H79V263L76 262ZM93 264H95V262H94ZM99 264H100V263H99ZM119 264H120V262H119ZM181 264H182V263H181ZM225 264H226V263H225ZM248 264H251V263H248ZM254 264H255V263H254ZM263 264H264V263H263Z\"/></svg>",
  "mask_w": 264,
  "mask_h": 264
}]
</instances>
